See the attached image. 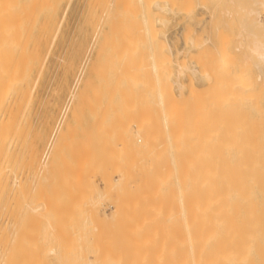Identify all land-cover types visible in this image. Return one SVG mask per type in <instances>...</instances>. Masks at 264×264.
Masks as SVG:
<instances>
[{
	"label": "rangeland",
	"instance_id": "obj_1",
	"mask_svg": "<svg viewBox=\"0 0 264 264\" xmlns=\"http://www.w3.org/2000/svg\"><path fill=\"white\" fill-rule=\"evenodd\" d=\"M8 1L13 2L14 4L12 3V5H11L10 4L11 2H10L9 5L7 6ZM95 1H97V2H95ZM100 1H103V2H100ZM231 1L230 0L229 1L228 0H224L223 4L225 3V6L222 4L219 9H215L214 8L215 7L214 2H209L207 0H202V1L201 0H192L191 1V5L189 3V5L191 7L187 4L188 7L185 6L184 9L182 8V10H180L179 13H177L175 15L169 14V15H164L165 17L162 16V19L164 18L163 20L166 19V21H165V23H163V25L161 23V21H162L161 19L157 21L156 18H153L154 20L153 19H152L153 21L151 20L152 21L151 23L153 24L152 27L155 28V30L157 29L156 30L157 32L153 28L152 29L154 30V32H156L159 35V37H158V35H156V33H155V35L162 41V43L164 44V47L167 45L166 51L164 52V57L174 61L177 64H180V63H181V65L184 64L182 66H184V68L187 69L184 72H180V71H178V69L175 66H171L172 76H171V78L168 81V84H169L168 87L171 86L169 88V90H170L169 92H170L171 97L174 98L175 100L183 101L184 98L187 97V94H189L188 92H190V94L194 93V95L191 94L192 95L191 99L194 100L195 96L197 95V99L200 100V102L201 101L205 102L206 101V96H204V95L207 92H211L210 90H212V91L214 90L212 92V95L217 94V90L211 89L212 87H210V86H213V88L215 86L216 87L218 86V88H219V86L221 87V85H222V84H220L221 81L219 80V83H217V81H216L218 79V76H217V78H215L216 75H214L212 77L213 83H212V79H211V82L209 83L208 81H210V80H208L207 79V75H204V73H203L205 71L208 72V70L210 69L209 68L210 65H212L211 64V59L213 57L212 55L217 53V52L212 50V49L207 48L206 45L202 46L200 49L194 50V49L191 48L190 45L187 46V44H188L189 41H192L194 43L195 42L198 43L199 40L201 39V37L203 36V34H205L207 31H209L212 28V26L214 24L213 22H211L212 16H214V19H215V21H217V24H219V25H221V27L225 28V29L223 28L224 31L227 30V31H225V33L228 36L230 35L229 38L231 37L232 39H236L235 37L238 36L239 34H241V32H240V24H241V22L240 23L239 22L236 23V21H233V22L229 23L230 20L228 18L224 19L222 14H224L225 12H230L231 14L233 13V15H234L237 12V10H236V12H234V10L238 9V7H242L244 4L240 3V4H242V6H240L239 2L234 0V1L238 2V4L236 3L238 5V7H237L235 2L234 1L231 2ZM30 2L32 4H30ZM125 2H126L127 6L131 5L130 7L135 6V3L137 4L136 0H129V1L128 0H125V1L124 0H94V1L93 0H56V1L55 0L54 1L53 0H49L48 1V4L50 3L49 5L46 4L47 3L46 0H33V1L32 0H15V2H14V0H2V1L0 0V4H1L0 5V10H1V8H3V10H1L2 12L8 11L7 14H6V12L5 13H1V11H0V21H1V23H5V25L0 23V25H3V27L1 26L2 28L7 26L6 22L8 24L12 20V22H19V23L21 22L22 24H25L24 27L29 29L33 36H39L40 35V36L44 37V43L42 45L41 75H40L39 84H38V87H37V90H36V94H37L39 99L37 98L38 100L37 99L34 100L36 102L32 101V103H30V105H29V109L30 110L28 109V113H26V122L29 120V123L27 122L26 124H28L30 126L29 129H28L29 135H27V139L29 138L28 141L30 139L33 140V141L30 140L31 143H32L31 145H30V141L28 142L29 145L31 146V147L28 146V149L30 147V149H31L30 152L33 153L35 151L33 146L36 145L35 147L38 149L37 152L39 153V155L37 154V157L39 158V160L41 159L40 161H41L42 164H40L39 168H33V167H35L32 164L33 162L30 163V165H31V170H32L31 172L33 173V176H36L39 179V181H38L39 185H38V188L36 190L38 192L40 191L39 193L41 194V197L43 199V203L46 202L45 205L43 204L44 208H47V207L49 208V206L51 204L52 205L54 204V209H51L52 211L51 210L49 211V215L51 217H53L56 221L58 220L57 221L58 227L55 228L56 231L58 230L57 232H55L56 235L58 237H60L59 235H62V236L63 235H65V236L69 235V236H66L67 239H66V242L64 243V245L60 244L59 242H57V240L55 241V239H54L55 242L54 241L53 242L54 243L57 242V244H54V246H59V244H60V245L63 246V249H61V250L65 251L66 248L68 247L67 249H70V254H71V251L73 252L70 256L67 254L68 258H65L64 260H62L63 256L61 255L62 257L60 259H61L62 262L59 261L60 259L56 260V257L58 259V257H60V254H59V256H49L48 253H47L48 252L47 250H49L51 247H53V245H52L53 243L49 244L52 241L51 242L50 241H46L44 239V236H43L42 237L43 240H41L42 239L41 238V239H39L41 242L40 241L37 242L38 239H36V238H40L44 234V232L42 234V232H41L42 230H40L41 233L38 230L42 225L39 224V222H38V224L40 226L39 227L36 226L38 224L35 223V218H34L35 215L34 216L33 215L30 216L29 213H27V215H26L27 216L26 217V223H25L26 227L23 225L25 227V229L19 227L18 229H16V231H14L15 229L12 230V234L13 235H14L15 232L18 231V235L20 234L19 235L20 237H21V234L25 235L23 237H25V239H26V241L24 239V243H25L24 244V248H26V249H23L22 248L23 246L20 247V246L17 245L20 242L18 240L22 239V237L17 240V242H18V243L16 242L17 244L14 242L15 243L13 245L14 251L19 253V255H20L19 256L17 254V257H20L19 259L15 258L16 255L14 256V258H15V260H14L15 262L14 263L15 264H18V263L21 264L20 261L23 262L22 260L25 261V263H22V264H29V263L30 264H41V263H44V264H58V261L60 262V264H83L82 261L87 263V264H100V260L102 259L104 253L108 254L107 257H106V260H105L107 262V264H150L153 261H155L156 259L159 260V258H161L162 260H164L166 257H169V256H166V255L170 252V249L174 247L171 244H169L168 242L166 243V240L168 241V239H169L168 238L169 236H167V234L168 235L170 234L169 232L171 230L169 228L174 226L173 224H175L174 221L176 220V217L174 215L177 212V210L179 212L180 211L182 212L184 210V208H182V205L180 204L181 203V199L183 198V195L187 196L186 198H187V200H189V193H185L183 191H186L187 188L189 187L188 184L186 185V182L188 181V178H189L190 174L188 176V174L186 172L184 174V177H182V179L180 178V182H181L180 183V187L185 185V188L181 187L180 192H178V190L176 189L177 187L175 186V180H174L173 174L169 175L167 170L165 169L167 167L166 164L167 163H171V162H169L171 160V159H169L171 150H173L176 147V143H174V141L176 142V140H175L176 138H173L174 137L173 134H175V131L173 130V128H172V130L170 129L171 128V124H169L170 125V126H168L169 128L168 127L164 128V129L162 128V130L164 132L161 133V130H159L160 133H161V134H159V132L157 130L158 126L156 125L157 122H158L157 121L158 119L157 120L155 119V117L157 118V115H156L157 113L153 112L152 113L153 116H152V114H150L151 112L149 111V108H150V105H151L150 103H152V100H153V98L155 96V94H154L155 89L153 90V88L155 87V86H153L154 82L151 85L152 79L149 78V77H146L143 72H140V74L136 75L135 77H137V78L132 76V78L134 79V81H133L132 78L130 79V78L127 77V71L125 72V70H126L125 68H127V70H128L129 69L128 67H130V65H132V67H133V64H132L131 61H130L131 63H129L130 65L127 64L129 62L128 58H130L127 55V53H129V55L132 53L133 56L137 53V55H135L136 57L141 56L139 58H136V59H139V61H137V63L134 62V66L135 67L138 65L137 68H141L143 66V62L144 63L147 62L148 65L150 64L149 52H148L147 49H144V48H146L144 44L147 43V42L145 41V38L143 37V34H142V37L139 34L142 31L138 27H140V26L143 27V26L140 25L141 24V22H140L141 20H140V16H139L140 14L138 12V9L135 7V9H136V11H135L134 7H132L133 9L131 10V8H128L125 5ZM230 2L232 4H230ZM113 3H114V5H113ZM118 3H119V5H117ZM4 4H6V5H4ZM34 4H35V6H34ZM104 4H105V6H104ZM120 4L124 5V9L121 8L122 10H120V6H122ZM229 4L233 5V7L235 5L236 8L235 9L233 8V10L230 11ZM2 5H4V6L2 7ZM31 5L34 8H32ZM37 5H38V8H36ZM53 5H54V7L52 9ZM202 6H203V8H202ZM114 7L115 8L118 7V8L115 9ZM258 7L259 6H253V8L259 12V21H261L262 22L261 24L264 25V15H263L264 13L260 14L261 11L264 12L263 11L264 7L263 8L260 7L261 10ZM8 8H9L10 11L8 10ZM87 8H89V9H87ZM108 8H109V10H108ZM231 9H232V6H231ZM119 11H121V12L118 13ZM13 12H16L17 15L15 16V13H13ZM124 12H125V15H124ZM133 12L135 13V16H134ZM114 13H118L117 17H119L120 19L116 18L115 21L111 20L112 17L114 18V17H116L115 15H117V14H114ZM4 14H5V16H4ZM24 14H26V15H24ZM101 14H102V16H101ZM113 14H114V16H113ZM119 14L122 15V16H120ZM131 14H133V15H131ZM10 15L12 16V18H11ZM2 16H4V17L2 18ZM30 16H32V18ZM107 16H110V17H107ZM124 16H126L128 18H126ZM5 17H7V20H6ZM17 17H19V18L17 19ZM101 17L104 20H102ZM252 17H254V16H252ZM10 18H11V20H9ZM124 18H125V21H124ZM250 18H248V19H250ZM133 19H134V21H133ZM237 19H238V17H237ZM118 20H119V22H117ZM208 20H209V22H208ZM101 21H102V25H101ZM132 21H133V23L134 22L135 23L136 22L140 23V24H138L140 26H137V27L134 28V26H136V25L131 23ZM124 22H125V24H124ZM156 22L160 23L161 25L160 24H156ZM250 22H251V20H250ZM250 22L247 21L243 25H245V27H249V29L251 28V26L253 27V25H254L255 26V28L253 27V29H255L254 33H253L254 35H252V36L248 35V37H250V39L247 38L245 33H243L244 35L243 34L241 35L242 37H240V35H239L240 39L242 38L243 41L245 40L244 36H246V38L248 40H246L247 42L244 41V43H242L241 47H242L243 52L240 51V52H242L241 53L242 55L240 56L241 59H239V61L237 63L235 62L232 65L231 68L233 69L234 72H238L237 67L239 68V67H241V66H243L245 64V67L243 66V69L245 70L246 73H248L246 77H248L249 79L246 78V80L249 81L248 82L249 84H247L246 81H244V83L246 85H244V83L238 82V85L240 83L241 86H244V87H241V89L238 88L236 90H238V92H239V89H240V91L242 90V92H239L241 94L244 91L245 92L248 91L249 92L248 94H254L255 93V96L257 95L258 98L254 97V95H250V97L253 96V99L252 98L250 99V97H249V99L252 100V102H254L253 104L251 103V105H252V107H251L249 99L247 100L248 97L246 98V96H247L246 94L247 93L244 94V96L242 95L243 97L237 95L238 96L237 98H239L241 101H239V99L234 97V98H236V101H234V99H233V101H234V102L232 101L233 104L235 102L237 104H239V102H240L241 107L240 106H238L239 108L234 107V106L232 107L233 104L231 103L232 104L231 105V110L232 109L234 110V115L231 116L230 113L232 111L230 112V110H229L230 106H229L228 107L229 109L226 112L229 111L230 115H228L229 117L228 116H224L225 119L227 118L226 120H228V121L224 120L225 123H223L222 118H221L223 113L220 114L222 112V109L220 111V108L218 107L219 106L218 103L220 102V99L217 98L216 95H215V99L216 98H217V100L219 99V102H215L214 96H213V101L211 99H210L211 101L207 99L209 102H215L214 103L215 106L212 103H208L207 102L208 104H210V106H212V108L215 109L216 107H218L219 110L215 111L216 114L212 113L211 114L212 117L208 116L209 118H206V117L204 118L205 121L203 120V123H205V125L204 124L202 125L204 128L200 127V128H203V129H201V131L198 130L201 133H199L197 131L200 136L196 132L195 136L194 135H190V136L187 135V137H186L187 140L190 138L188 140V143L186 142L187 140L185 141L187 145L185 144V142L183 144H182V142L178 143L179 146H180V144H182L181 146H182V148H184L183 152L186 149L187 150L186 151L187 154L190 152V154L194 155L193 158H192L193 160L196 158L195 155L199 156L201 154V156H203V157H206V156L210 157L212 155L211 154V152H212L214 156L212 155L211 159H213V160L211 161L212 163L210 162L212 164V167L211 166L210 167L213 169L211 175L214 173V171H216L219 168L218 167L219 166L218 163L220 164V163L223 162V161H219V160H220V158H221V160H223L224 157L222 158V156H224V155L221 156V154H223V153L225 154L226 153V151H224V150H227L226 147L232 148V146L224 147V145H223L227 141H230V139H229L230 137H232L233 140H235V137H237V138L234 141V143H236V144H233L232 141H231L232 144H229V145H234V147L239 146V145H241V146L244 145L245 148L246 147L249 148V146L251 145V148H249L250 151L251 150L256 151V149H257V151L258 150H260V151L263 150L264 151V142H261V140H264V97H263L264 96V83H263V79H262V77L264 76V64H262L258 59H256L255 56H253V54L250 51L248 53V50H249V47L251 46V43L254 44L257 40H259V41H257V43H259L260 41L261 42L264 41V38H263L264 37V33H263L264 32V28H263V26L261 24H259L260 25L259 26L260 28H259L258 26L256 27L255 24H251ZM116 24L118 25V27H120V25H122V27H120L121 29L119 28L121 31H122V28H123V31H125L126 28H129L133 24L132 28L130 27L131 33H133V35L127 29L126 30H127L128 35L130 33V35H132V36H129V37L127 35L125 36L124 34H126V33L123 34V31L122 32L117 31L120 34L122 33V35L118 34V36L124 37L123 41H122L121 37H117L116 30L118 28L115 29V27L117 26ZM129 24H131V25L129 26ZM124 26L126 28H124ZM229 26H231V27H229ZM158 29H159V31H158ZM133 30H134L135 33L132 32ZM135 30L136 31L140 30V32L138 31V33H137ZM112 31H114V32H112ZM257 32H258V34H257ZM105 33H106V36H105L106 40L104 39L105 37H103V35H105ZM110 35H112L111 37H113V39L110 37ZM92 36H94V38ZM134 36H135V39H133ZM254 36L257 37V38H255L256 41L254 39ZM138 37H140L142 39H140V38L138 39ZM126 38H128L129 40H127ZM130 39L132 40V42H135V43L133 44ZM237 39H238V37H237ZM124 40H127L129 42L127 43ZM141 40H144V41L141 42ZM107 41H109V42H107ZM250 41H251V43H250ZM252 41H254V42H252ZM103 42H104V45H103ZM105 42H107V43L105 44ZM124 42L127 43V44H124ZM98 43H100L101 46H99ZM110 43L113 46H111ZM115 43H118V44L121 43V44L117 45V48H116L115 47L116 46ZM129 43H130V47L131 46L132 47L131 48H128V47L125 48V45L129 46ZM92 44H93V46H92ZM89 45H90L91 48H88ZM246 45H247V48H246ZM139 46H140V50L139 51H140L141 55L140 54L138 55V52H134V51L138 50ZM98 47H100V48H98ZM113 48H116V49H114L115 51L113 50ZM128 49H130V52H129ZM131 49H132V51H131ZM143 49L146 50V52H144ZM208 49H209V51H208ZM46 50H47V52H46ZM99 50H101V52ZM116 50H117V52H116ZM168 50L170 51L169 53H168ZM178 50H180L181 53H178ZM110 51L113 54H111ZM125 52H127L125 56L128 57L127 58L128 61H126L127 66L124 65L125 64L124 63L125 62L124 58L126 59V57H124ZM141 52L142 53L144 52L145 56L142 55ZM96 53H97V55H96ZM118 54L121 57H119ZM43 55H44V57H43ZM105 55H106L107 58L105 57ZM142 56H144L145 58L142 57ZM104 57H105V59H104ZM188 57H190V59ZM117 59H118L119 62L121 61V63L124 61L122 65L125 68H122V74H120L121 72L118 71L119 70V66L121 65V63L118 66V64L116 62ZM131 59L132 58H130V60ZM205 59H207V60H205ZM104 60H106V61H104ZM146 60H148V61H146ZM105 62L109 66V69L106 67V63ZM200 62H202V63L200 64ZM240 62H241V64H239ZM245 62H247V63H245ZM80 65H81V67H80ZM122 65L120 66V68L123 67ZM146 65H145V67H146ZM206 65L208 66L207 68H206ZM102 66H104V67H102ZM111 66H112V68H111ZM258 66L260 68H258ZM99 68H101V69H99ZM114 68H115V70H114ZM190 69H192V70L194 69V70H196L199 73V74L196 75L197 76L196 78L191 75V73H190L191 70ZM199 69H202V70H199ZM99 70H103L104 72L101 73L102 71L99 72ZM109 70L110 71L113 70L115 72H110ZM99 73L102 74V75H100ZM117 73H118V76H117ZM141 73H143L144 75L141 74ZM96 74L98 75L99 79L97 78ZM113 74H115V75H113ZM252 74H254V75H252ZM259 74H261L260 75L261 76L260 79H259V77H260ZM99 76L100 77L102 76V77L100 78ZM252 77H253V79H252ZM116 78L119 81H114V80H117ZM141 78H142V80H141ZM149 79H151V81ZM255 79H256V81H255ZM257 79H259V80H257ZM104 80H106V81H104ZM126 80H127V82H126ZM143 80H145V84L142 83V82H144ZM148 80L150 81L149 82L150 83L149 86H147L149 84ZM84 81H86V83ZM215 81H216V84L214 85ZM101 82L103 83L104 86L101 84ZM104 82H106V83H104ZM113 82H115V83L113 84ZM116 82H118V83H116ZM97 84H99V85H97ZM253 84H254V86H253ZM247 85H248V87H246ZM85 86H87L88 90H87V88ZM97 86H99V88H97ZM125 86H129V87L126 88L127 91L125 90ZM141 86H144L145 93H144V90H142V92L140 93V89L139 88H141V89L143 88ZM145 86H146L147 90L145 89ZM151 86L153 88H151ZM207 86H209V89H208ZM252 86H253V88H252ZM94 87L97 88L98 90L94 89ZM104 87L107 90H105ZM130 88H132V90ZM134 88L137 89L138 91L136 90L137 92H135ZM189 88H192L193 92L191 90H189ZM205 88L208 89L206 92H205V90H206ZM246 88H247V90H246ZM262 88H263V90H262ZM110 89H113V91L112 90L110 91ZM119 89H121V90H123V92H127V93L122 94V91L121 90L119 91ZM128 90H131L130 91L131 93ZM151 90H152V92H151ZM80 91H82V92H80ZM83 91H85V92H83ZM93 91H94V93L97 94V96H96V94L93 95L94 94ZM202 91H203L204 95H203V93H201ZM215 91H216V93H215ZM218 91H220V90L218 89ZM251 91H253V93ZM78 92H80L81 96L79 95ZM132 92H134V93H132ZM82 93H84V94H82ZM85 94H87V95H85ZM126 94L127 95L131 94L130 98ZM82 95H84L83 97H86L87 101H86L85 98H82ZM218 95H220V92H219ZM77 97H79V98H77ZM107 97H109V98H107ZM131 97H133V98H131ZM141 97H142V99H141ZM149 97H150V99H149ZM192 97H194V98H192ZM240 97L241 98L245 97L246 100L241 99ZM119 98H121V99H119ZM125 98H126V100H125ZM203 98H204L205 101L203 100ZM96 99L99 100V101H97ZM143 99H144V101H145V99H149L148 101L146 100L148 102V103H146V105H145ZM254 99L256 100V103H255ZM105 100H106V102H105ZM115 100H116V102H115ZM141 100L143 101V103H139ZM92 101H94V102H92ZM117 101H119V102L122 101L121 102L122 105H120V103H118ZM97 102H98V104H97ZM241 102H243V103H241ZM31 104H32V107H31ZM48 104H49V106H48ZM148 104H150V105H149V108H146V110H147L146 111L144 106H147ZM80 105H81V107H80ZM114 105H115V107H114ZM119 105L122 106L124 109L122 107H120ZM138 105H140V106L142 105V106L141 107L139 106V108H136L135 106H138ZM201 105H204V104L201 102ZM256 105H257V107H255ZM111 106H112V108H111ZM128 106H129L130 109L128 108ZM204 106H207V105L205 104ZM76 107L80 110V112L78 111V109ZM186 107L188 109V106H186ZM244 107H245V109H244ZM32 108H34V109L32 110ZM234 108H236V109H234ZM140 109H142V110L140 111ZM239 109H240V112L238 111ZM37 110H38V112H37ZM104 110H105V112H104ZM144 110H145V114L143 113ZM235 110L238 113H235L236 112ZM129 111H130V113H129ZM218 111H220V112H218ZM31 112H32V115H31ZM146 112L148 114H150V115H148ZM240 113L242 114L241 116L240 115H236V114H240ZM245 113H247V114H245ZM215 115H218V116H216L217 118H219V116H221L220 117L221 121H220V118L219 119H214ZM260 115H262V116H260ZM126 116H128V117H126ZM114 117H115V119H113ZM137 117H138V119H137ZM230 117H232L233 119L230 118ZM242 117L245 120L244 121V126L242 124L243 123ZM211 118H213L214 121ZM153 119L155 120V122H154ZM253 119H255V120H253ZM135 120H136V123H135ZM207 120H209L211 122H215V125H214V123L212 124L211 122L206 123ZM217 120H219V123H218ZM259 120H261V121H259ZM229 121H230V123H228ZM233 121H235L236 123L235 122L233 123ZM109 122H112V123H109ZM245 122H247V124ZM99 123H100V125H99ZM105 123L106 124L108 123V124L106 125ZM256 123H258V124H256ZM134 124L139 125V127L135 126ZM206 124H209V125H206ZM219 124H221V125H219ZM223 124L226 125V126L222 127ZM227 124H228V126H227ZM236 124L238 125L237 127H236ZM93 125H94V128H93ZM145 125L147 127V130H146V127H144ZM154 125H155V128H153ZM190 125L191 124H189V126ZM251 125H253V126H251ZM260 125H262V127ZM65 126H67V127H65ZM103 126H106L107 128H108V126H111V127L106 129V128H103ZM231 126H232V128H231ZM239 126L240 127L242 126V128H240ZM246 126H247V129H244V128H246ZM254 126L256 127V129L254 128ZM68 127L69 128L73 127V128L69 129ZM127 127H128V130H127ZM197 127H195L196 130L199 129ZM258 127H259V129L256 132L258 134H256L254 131L257 130ZM74 128H75V131L73 130ZM138 128L141 129L140 131H143L142 129H144V128L145 129L140 134L139 133L140 131H139ZM148 128H150V130H148ZM151 128L153 129V131H152ZM191 128H192V126H191ZM228 128H229V130H228ZM250 128H251V130H250ZM37 129H38V131H37ZM221 129H223V131ZM231 129H233L234 132L237 130L238 133L235 132V134H234L233 130L231 132ZM241 129H244L243 131L245 132V134L243 136H241L242 137L241 140L243 139L242 142H244V143H241L240 142L241 140L239 139L240 138L239 133L243 132V131L239 132ZM252 129H253V132L255 134L254 133L253 134L250 133V132H252ZM175 130H177V129H175ZM194 130H192V132ZM208 130H209L210 133L213 131L212 132L213 135L210 136V133L209 132L207 133ZM79 131H81V132H79ZM169 131H171V132H169ZM205 131H206V134H204ZM92 132H94V133L91 134ZM95 132H96V134H95ZM98 132H100V133L98 134ZM136 132H138L140 135H136ZM179 132H180V130L176 131V133H179ZM222 132H223V134L227 132L226 133V134H228L227 136L230 135L228 140H227V137L223 136ZM142 133H144V135L146 133L147 134L149 133V134L153 135L152 133H154V136L158 135L159 137L158 136H156V137L159 138V139H161L160 136L162 135L161 137H163L164 139L162 138L161 140H163L164 144H167V145H163V147L165 146L164 151L166 150V154H167L166 156L167 157L164 155V153H163V155L165 156V158H167V161H166L165 158H163L164 157L163 155L160 158L161 160L165 159V161H166V162L164 161V164L166 163L165 164L166 165L165 168H164L165 165L162 166L163 169L159 168L158 166H155V165H158L156 163L161 162V160L160 161L158 160V162H156L157 159L156 158L154 159V157L151 158V160L149 159V161H150V163L152 165V168L154 166V168L158 167L159 169L162 170V172H161V171H158L159 169H157V168L156 169H154V168L152 169L151 168L152 173L157 175L155 177L156 178L157 177L160 178L161 179L160 181H162L163 184L160 181H158L159 180L158 178H157L158 180L153 178L154 176H153L152 173H151L152 177L149 174V176H150L149 178H147L148 177L147 175L144 176V178H142L143 176L139 177L136 173H133V172L125 170L124 173L128 172V173H126V176H125L126 177L125 179H127L126 181L128 182V184L126 183V186H123L124 189L122 188L119 191H115V192L111 191L110 193H107L108 192V188H100L101 187V184H100L101 181L100 180L102 178L107 179L106 177H108V176L111 177L112 175H114L113 173L111 174V171H112L111 169L115 170L119 166V162L123 163L124 160L126 161L128 158H130L129 161L128 160L126 161V163L128 164L129 162H132L133 160H136L135 157H126L124 154H123V158H124L123 159L122 156H121L122 154L119 155V153H120L119 152L120 151V147H119L120 143L123 142L122 140L126 139L127 136L128 137L130 136V138L131 137L142 138L144 136ZM185 133H187V132L185 131ZM202 133L204 135H206V136L203 137L204 135H202ZM33 134H34V136H33ZM87 134H89V135H87ZM94 134L96 136H94ZM113 134H114L115 137L113 136ZM187 134H189V133H187ZM196 134L198 135V137H196L197 136ZM100 135H103L102 139H100L101 138ZM177 135H178V137H180L181 136V132L179 134H176V136ZM219 135H221V136H219ZM231 135H233V136H231ZM240 135H242V134H240ZM145 136H147V135H145ZM245 136H246V138L248 137V140L250 138H252V139L254 138V139L253 140L250 139L252 141H246ZM249 136H252V137H249ZM89 137H90V139H89ZM178 137H177V139H179ZM184 137H185V134H184ZM195 137L197 138L196 143L199 141V143H197L198 145L196 144L197 146L202 145L204 148H207V149L209 148L208 150L211 151V152L209 151L210 152L209 155L206 154V152L208 153V151L206 149L201 147L203 149H201V151H200V149L193 144L195 142V140H196ZM206 137L208 138V142L212 141V143H207V142H204L205 140L204 141L200 140V138L207 140ZM209 137L212 138V139H209ZM219 137H222L223 140H221V138H219ZM166 138H167L168 141L166 140ZM193 138H194V140H193ZM218 138H219V140H217ZM91 139L93 140L94 143L91 141ZM96 139H97V141L99 143L96 141ZM98 139L103 140L105 144L103 145V142H101ZM224 139L226 140V142L224 141ZM116 140H118V141H116ZM192 140H193V143H192L193 146L190 148L188 146V144L191 146L190 142ZM213 140H214V142H215V140H217L216 141L217 143H218V141H219V143L222 141V144L221 143L220 144L222 145L221 148L222 149L224 148V149L221 150V151L217 150V151H219L218 153L217 152H213L214 151L213 150L214 146H213L212 149H211V146L207 147V144H209V145L210 144L211 145L214 144ZM237 140L238 141L240 140L239 141L240 143ZM257 140H259L261 144H258V145L255 146L253 141H255V144H256V143H258ZM57 141H59V142H57ZM171 142H172V144H169ZM202 142H204V143L202 144ZM249 142H251V143H249ZM108 143L110 145H108ZM238 143H239V145H237ZM94 144H97V145H94ZM184 144H185V147L187 146V148H190V150L185 148ZM204 144H205L206 147L204 146ZM227 144H228V142H227ZM246 144H248V145L246 146ZM115 145L118 146L119 150H118L117 146L114 147ZM214 145H216V144H214ZM181 146H180V150H182ZM253 146H255V148L256 147L257 148L255 149V148H253ZM193 147H194V150H195L194 152H193V150H191V149H193ZM217 147H219V146H217ZM128 148H130V147L126 144V149L125 150H127ZM247 148L245 150V152H246L245 154H250L249 153L250 151L248 152ZM215 149H216V146H215ZM39 150H40V152H39ZM257 151H256V153H254V152H251V153L253 155L254 154L255 155H257V154L259 155L260 154L259 157L263 158L264 155L262 156V154L264 152H262V151L261 152L260 151L257 152ZM30 152H28V153L31 154ZM186 153L184 152V154H186ZM198 153H199V155H197ZM219 153H220V155H219ZM133 154H135V153H133ZM187 154H186V156H187ZM168 155H169V157H168ZM74 156H76V157H74ZM182 156H183V154H182ZM190 156H192V155H190ZM190 156H187L185 159H182V157L180 158V159H182V160H180L182 162V164L185 163L187 168L192 162H195V161L199 162L196 159L194 161H192V159H190L191 158ZM115 157H116L117 160L114 159ZM63 158H65V159H63ZM111 158H113V159L111 160ZM187 158H188V160L186 162L185 160ZM214 158H215V162H213ZM197 159H198V157H197ZM207 159L208 158H206V160ZM147 160H148V157H147L146 160H142L139 163L141 168H143V165H144V167H147V166L150 165V163L146 162ZM190 160H191V162H190ZM40 161H39V163H40ZM203 161L205 162V159ZM117 162H118V164H117ZM201 162H200V164H201ZM216 162H218V163H216ZM224 162H226V159L224 160ZM109 163H111V164H109ZM126 163L124 162V164H126ZM210 163H209V165H210ZM213 163L214 164L216 163L218 168H216V167L214 168L213 167V165H214ZM230 163H232L231 160H230ZM129 164H131V163H129ZM145 164H146V166H145ZM224 164L225 163H223L222 165H224ZM41 165H42V167H41ZM43 165H45V166H43ZM109 165H110V167H109ZM192 165H194V163ZM202 165H204V166L207 165L208 166V162H207V164L203 163ZM84 166H86V168ZM97 166H98L99 170H98V168H96ZM104 166H106V167L103 168ZM207 166H205V167H207ZM37 169H39V170H37ZM41 169H42V171H41ZM73 169H75V170H73ZM95 169L98 170L97 172L101 171L100 173L103 176L100 173H99V175H100L99 176ZM214 169H216V170H214ZM34 170L35 171L37 170L38 172L39 171L40 172L36 173V172H34ZM107 170L110 171V173L107 172ZM142 170H144V169H142ZM202 170L203 169H201L200 173H203ZM220 170L222 171V169H220ZM185 171H188V170L186 169ZM216 172H218V171H216ZM32 173H31V175H32ZM162 173H163L164 177H163V175H161ZM165 174L167 175V178H165V176H166ZM204 174L206 175V171H204ZM204 174H200V176L204 175ZM158 175H161V177H163V178L159 177ZM216 175L217 174H215V176ZM218 175H221V174H218ZM93 177H94V179H93ZM202 177H199L200 179L197 180L196 183L193 186V188H194V193L193 194H194L195 198L199 199V197H203V198H201L202 201L200 199V204H202L201 202H203V201L208 202V199L205 200L206 198H208L207 197L208 196L207 193L209 194V191L206 189L207 188L206 186H210V185H206V182L210 181L211 187H212L211 188L212 189L211 194L213 193L214 196L216 197V195H215V193H216L215 190L216 189L214 188L216 186L215 185V180L212 179L214 181H211V180H209L211 178H209V179H206V182H205L204 181L205 180L204 179L205 176L203 177V179H202ZM218 177L216 179H218ZM221 177H222V175H221ZM145 178H147V179L145 180ZM32 179H31V176H30V180L32 182L31 181L28 182L29 179L27 180V182L29 183L28 186H27L28 190L26 189V185H25V190H27V192L29 191V189H32V187L34 186L33 184H35L34 183L35 180H32ZM167 179H169V180H167ZM155 180H157L158 182L157 181L155 182ZM217 181L218 180H216V184L218 185L219 183H217ZM27 182H26V184H27ZM182 182L184 184H182ZM156 183H158V184H156ZM210 183H208V184H210ZM130 184H131V186H130ZM95 185L99 186V187H96ZM263 185H264V183H263ZM40 186H41V189L39 188ZM160 186H163V187H160ZM175 191H177V192H175ZM218 191L220 192V189ZM182 193H183V195H182ZM24 195L26 196V193H24ZM27 197H28L27 200H29L30 192L28 193ZM211 197L215 198L213 196H211ZM44 199H45V201H44ZM48 201H50V202L48 203ZM112 203L114 204V206H116V208L112 211L114 213V215L109 216L108 214L112 210V207H111ZM195 203H196V200L193 203H189L188 202V205L186 206L185 211L189 212L190 211V207L189 206H191V205H193ZM198 203H199V201L197 202V204ZM104 206H105V208H104ZM102 211L105 213V215H107L106 217L104 216V214L100 215L101 213H103ZM262 211L264 213V209ZM45 212H46V210H45ZM179 212H177V213L179 214ZM170 214L172 216H170ZM261 214H262V212H261ZM83 217L87 218V219H85V218L84 219H85V221H88V223L90 221V223H89L90 225L86 226L85 229L83 228L89 234V236H87L88 235V234L86 235L87 232L84 231V233L86 235V237L84 236L85 238L83 237L84 233L82 234L80 232L81 229H82V226L81 227L79 226L80 225L79 221L81 222L83 220ZM101 217H103V218H101ZM171 217H172V219H171ZM37 219L39 220L38 217H37ZM170 219L173 220L172 223L170 222ZM179 219L181 220V218H179ZM259 220H261V221H259V224H260V222L264 221V217L261 218V216H259ZM139 221H140V223H137ZM144 223H149V224H144ZM169 223H171V225H168ZM129 224H131L132 227ZM263 224H264V222L262 224H260V225L262 226ZM77 225H78L77 228H79L80 230L78 229L79 230L78 231L76 229V231H78L80 233H78L76 231H72V229L76 228ZM134 225H135V227H134ZM144 225H145V228L143 227ZM146 225L147 226L149 225V230L150 231L148 229L146 230V228H148V227H146ZM178 227H180V224H179ZM257 227L258 228H256V229H260V230L262 229L261 230L262 232L260 230L256 231V235H258L256 237V240L257 239L258 240L257 241L255 240V241H256L257 245L258 244H260V245L262 244V246H263L264 245V226H263V228H261V227L259 228V225ZM42 228L43 227H41V229ZM136 228H137L138 231L140 230L139 228H141L142 230L145 229L146 231H148V233L147 232L146 233L147 234L151 233V235H147V234L142 235L141 233L135 235L136 234L135 232H137L135 230ZM175 228H176V226H174V229L172 231H174ZM22 229L24 231H22ZM130 229H132L133 232ZM153 229H154L155 232L153 231ZM70 230L73 232L72 235H74V234L76 235V233L82 235V239L84 238V240H86V242H85L86 245L84 243H81L82 246H79V248L81 247L82 249H84L85 247H87V249L86 248L84 250H81L79 248H78L79 250L76 249L78 247V245H80V242H79L80 239H78V241L76 243L77 245L75 244L76 240L73 239L74 240V244H73L72 243L73 242L72 239L69 238V237H71L70 236L71 234H69ZM126 231H128V233L130 232V235L129 234H125V233H127ZM172 231H171L172 234H170L171 235L170 237H172V235H173ZM24 232H25V234H24ZM62 232H64V233H62ZM82 232H83V230H82ZM156 232H157V234H156ZM158 233H160V234H158ZM39 234H41V235H39ZM161 234H162V236H160ZM153 235L155 236L154 239H157V240L153 239V237H154ZM65 236L63 237V239L62 238L61 239L65 240ZM74 236H72V237H74ZM77 236L78 235H76V237ZM133 236L137 237V238H134ZM138 236H140V237H138ZM79 237L81 238V236H79ZM148 238H149V241H148ZM164 238H165V240H164ZM124 239H125V242H124ZM128 239H129V241H128ZM58 240H59V238H58ZM84 240H81V242H83ZM143 240L144 241L147 240V241L144 242ZM170 240H172V238ZM22 241H23V239H22ZM43 241H46V243L43 242ZM59 241L63 243V241H61V240H59ZM132 242H133L134 246H133V244H131ZM172 242H173V240H172ZM159 244H161V245H159ZM165 244H166V247L164 248L163 246H165ZM168 244L171 245V247L169 246L170 248H168ZM20 245H23V244H20ZM141 245H142V247H141ZM152 245H155V247L153 246L154 250L157 248L156 252H154L153 248L151 247ZM260 245H258V248H259ZM65 246H67V247H65ZM146 246H148V247L150 246L151 248L150 247L148 248ZM262 246H260V248ZM18 247H20V249ZM31 247L32 248L34 247L35 249L33 248V250H32ZM40 247H42V248H40ZM121 247H122V249H121ZM15 248L18 249V250H21L22 252L25 250L23 253L21 252L23 257L21 256L20 251H18V250L16 251ZM26 250H28V251H26ZM61 250H60L59 253H61ZM80 250H81V252L77 253V251H80ZM147 250H149V251L147 252ZM263 250H264V247L259 249L258 253H257V258H258V256H260V258H258L259 260L256 259V261L259 264H264V251ZM31 251H33V252L37 251V252H34L35 254H38L37 257H34L36 255H34L33 252L31 253ZM66 251H65V253H66ZM166 251H168V252H166ZM25 252H26V254H24ZM143 252L145 254H143ZM157 252H160V253H157ZM161 252H163V253H161ZM67 253H69V251H67ZM75 253H77V255ZM135 253H136V255H135ZM78 254L82 255V258L79 259ZM159 254H160V256H159ZM157 256H158V258H157ZM65 257H67V256H65ZM152 257L154 258L153 261H152ZM38 261H39V263H38ZM164 261L166 262V261H168V259H165Z\"/></svg>",
	"mask_w": 264,
	"mask_h": 264
},
{
	"label": "bare ground",
	"instance_id": "obj_2",
	"mask_svg": "<svg viewBox=\"0 0 264 264\" xmlns=\"http://www.w3.org/2000/svg\"><path fill=\"white\" fill-rule=\"evenodd\" d=\"M2 1V0H1ZM33 1V0H32ZM47 1V3L46 4H48V1L49 0H46ZM54 1V0H53ZM56 1V0H55ZM94 1V0H93ZM125 1V0H124ZM129 1V0H128ZM191 1L192 0H136V2H137V4L135 3V6H132V7H134V10L136 11V9H135V7L138 9V12H139V16H140V22H141V24L140 23H133V21H134V19H133V21L131 22V23H133V24H135L136 26H134V28L135 27H137V26H140V25H142L143 27H138L142 32L141 33H139L140 34V36L142 37V34H143V37L145 38V41L147 42V43H145L144 45H145V47L146 48H144V49H147L148 50V52H149V55H150V64L148 65V63L147 62H143V66L141 67V68H137L138 67V65L135 67L134 66V62H136L137 63V61H139V59H136V58H139V57H141V56H139V57H136L135 55H137V53L133 56L132 55V53L129 55V53H127V52H125V54H124V57H126V59L124 58V65H126L127 66V64L128 65H130L129 63H131L132 62V64H133V67H132V65H130V67H128L129 69L127 70V68H125L122 64H123V62L121 63V61L119 62L118 61V59H117V64H118V66H119V64L121 63V65L123 66V67H121L120 68V66H119V70L118 71H120L121 73L120 74H122V68H125L126 70H125V72L127 71V77L128 78H132V76H136V75H138V74H140V72H143L144 74H145V76L146 77H149V78H151L152 79V81H151V79H149L150 81H151V85L153 84V82H154V84H153V86H155L154 88L151 86V88H153V90L155 89V92H154V94H155V96H154V98H153V100H152V103H150V104H148L147 106H144V108H145V110H146V108H149V105H150V108H149V111L151 112L150 114H152L153 112H156L157 114V118L155 117V119L159 122H157V130H158V132H159V134H161V133H163L164 131L162 130V128L164 129V128H167L168 126H170L169 124H171V130H172V128H173V130L175 131V134H173L174 135V137L173 138H176L175 140H176V142L174 141V143H176V147L173 149V150H171V153H170V158L169 159H171L169 162H171V163H165L166 165H167V167H166V165L164 164V161H165V159H166V161H167V158H165V156L167 155L166 154V150L164 151V148H165V146L163 147V145H167V144H164V142H163V140H161L163 137H161L160 136V138L161 139H159V138H157L156 136H158V135H156V136H154V133H152L153 135H151V134H145V135H147V136H145L144 135V133L146 132H144V133H142L144 136L142 137V138H138V137H131L130 138V136L128 137H126V139H124V140H122L123 142H119L120 143V145H119V147H120V153H119V155H121L122 156V158H123V154L126 156V157H135L136 158V160H133L132 162H129V163H131V164H127L126 163V161L128 160L129 161V159L130 158H128L126 161L124 160V162L126 163V164H124V162L123 163H121V162H119V166L115 169V170H113V169H111L112 171H111V174L113 173L114 175H112L111 177H106L107 179H105V178H102L100 181V184H101V187L100 188H108V192L107 193H110L111 191H113V192H115V191H119L120 189H122L123 188V186H126V183L128 184V182L126 181L127 179H125L126 177V173H128V172H126V173H124L125 172V170H127V171H130V172H133V173H136L139 177L141 176H143L142 178H144V176H148L147 178H149L150 176H149V174L151 175V177H152V174H153V178H155V179H157L155 176H157V175H155L154 173H152V170H151V168H152V165H151V163H150V161H149V159L151 160V158H153L154 157V159L156 158L157 159V161L156 162H158V160L160 161L161 159V156L163 155V153H164V157L163 158H165V159H162L161 160V162H159V163H156V164H158V165H155V166H158L159 168H161V169H163L162 168V166H164V168L167 170V172H168V174L170 175V174H173V176H174V180H175V186L177 187L176 189L178 190V192H180V189H181V187H183V188H185V185L184 186H181L180 187V178L182 179V177H184V174L187 172V174H188V176H189V174H190V176H189V178H188V183L186 182V185L188 184V188H187V190L186 191H183V192H185V193H189V200H187V196H185V195H183V193H182V195H183V198L181 199V205H182V208H184V210L180 213L178 210H177V212H179V214L176 212L175 213V217H176V220L174 221V223L175 224H173L174 226H176V228H175V230L174 231H172L173 229H174V226H172V227H170L169 229L173 232V235H172V237H170L171 235L170 234H172L171 233V231L169 232L170 234L168 235L167 234V236H169L168 238V241L166 240V243L168 242L169 244H171L172 246H174L173 248H171L170 249V254L168 253L166 256H169V257H166L165 259H168V261H164V260H162L161 258H159V260L158 259H156L155 261H153L154 260V258L152 257V263H150V264H259L257 261H256V259L257 260H259L258 258H260V256H258V258H257V253H258V250L259 249H261L262 247H264V245L262 246V244L260 245V244H258V245H260V246H262L261 248H260V246H259V248H258V245L256 244V241L258 240H256V237L258 236V235H256V231H259L260 229H256V228H258L257 226L259 225V228L261 227V228H263V226H264V224L261 226L260 224H262L264 221H262V222H260V224H259V221H261V220H259V216H261V218H263L264 216V213H263V209H264V185H263V183H264V157L262 158H260L259 157V155L257 154V155H253L251 152H254V153H256V151H257V147L255 148V146L256 145H258V144H261L260 143V141L259 140H257V142L258 143H256L255 144V141H253V143H254V145L255 146H253V148H255L256 149V151H253V150H251L250 151V149L249 148H251V145L249 146V148H247V150H248V152L250 153V154H245L246 152H245V150H246V148H245V146L243 145V146H241V145H239V143L241 142V143H244V142H242L243 141V139L241 140V136H243L244 134H245V132L243 131L244 129H247V126H246V128H244V129H241L239 132H241V131H243L242 133H239V136H240V142L237 144V145H239V146H236V147H234V145H229V144H236V143H234V141L236 140V138L237 137H235V140H233V138L232 137H230L229 138V136H227L228 134H226V133H224L223 134V132H222V134H223V136H225V137H227V140H228V138L230 139V141H227L228 142V144H227V142H226V138L224 139V141L226 142H224L225 144H223L224 145V147H226V146H232V148H228V147H226L227 148V150H224V151H226V155L223 153V154H221V156L222 155H224V156H222V158L224 157L225 159H226V162L228 163H226V162H224V158H223V160H221V158H220V160L219 161H223L222 163H220L221 165L223 164V163H225L224 165H220L218 162H216V163H218V167H217V165H216V163L213 165V167L215 168H218L217 170L216 169H214V170H216V171H218V172H216V171H214V173L215 174H217L216 176L218 177V179H216L217 177L215 176V174L213 173L212 175H211V173H212V160L213 159H211L212 158V155H213V153L210 151V150H208L207 148H204L202 145H200V146H197L198 144L197 143H199V141L196 143V141H197V138L196 137H198V135H199V133H201L200 131H201V129H203L204 127L202 126L203 124L205 125V123H203V120H204V118L206 117V118H209L208 116H210V117H212L211 116V114L212 113H214V114H216L215 113V111H217V110H219V108H220V111H221V109H222V112L220 113V114H222V117L221 116H219V118L221 117L222 118V121H223V123H225L224 122V120H226L225 119V117L224 116H228V115H230L231 114V116L232 115H234V110L232 109L231 110V105L233 104V102L234 101H236V98L238 97L237 95H239V96H241V97H243L244 96V94H246L247 96H246V98H247V100L249 99V97H250V95H254V97H256V98H258L257 97V95L255 96V93L254 94H248L249 92L247 91V92H243L242 94L241 93H239V92H242V90L240 91V89H241V87H244V86H241V84L239 83V85H238V82H241V83H244V81H246V83L247 84H249L248 82V80H246V78H248V77H246L247 76V74L248 73H246L245 72V70L243 69V66L245 67V64L243 65V66H241V67H237V70H238V72H234L233 71V69L231 68L232 67V65L236 62H238L239 61V59H241V53L243 52V50H242V43H244V41H246V40H248L247 38H249L250 39V37H248V35L249 36H252V35H254L253 33H254V30L255 29H253V27L255 28V26L253 25V27L251 26V28L249 29V27H245V25H243V24H245L247 21H249L250 22V20H251V24H255L256 25V27L258 26H260L259 24H261L262 22L261 21H259V12L257 11V10H255L254 8H253V6H259L258 8H263L264 7V0H236V1H238L239 2V4L240 3H242V4H244L243 6H242V4H240V6H242V7H238V2H236V1H234V0H232V1H234L235 2V4H236V6L238 7V9H235L236 7H235V5H234V7H233V5H230V4H232L231 2H230V4H229V6H230V11L231 10H233V8L235 9L234 10V12H236V10H237V12L233 15V13L231 14L230 12H225L224 14H222L223 15V18L225 19V18H228L229 20H230V22L229 23H231V22H233V21H236V23L237 22H241V24H240V32H241V34H239L240 35V37H242L241 35L243 34V33H245V35L247 36V38H246V36H244V41H243V39L241 38L240 39V37H239V35L238 36H236L235 38L236 39H232L231 37L229 38V36L228 35H226V33H225V31H227V30H225L224 31V27H221V25H219V24H217V21H215V19H214V16H212V18H211V22H213L214 24H213V26H212V28L209 30V31H207L205 34H203V36L201 37V39L199 40V42L198 43H194V42H192V41H189L188 42V44H187V46L188 45H190L191 46V48L192 49H194V50H197V49H200L202 46H204V45H206L207 46V48H209V49H212V50H214V51H216L217 53H215V54H213L212 56V59H211V64L212 65H210V69L208 70V72L207 71H205L203 68V70L205 71V72H203L204 73V75H207V79L208 80H210V81H208L209 83L211 82V79H212V77L214 76V75H216L215 76V78H217V76H218V79L216 80L217 81V83H219V80L221 81L220 82V84H222L221 85V87L219 86V88H218V86L215 88H213V86H210V87H212L211 89H215V90H217V94H214V95H212V92L214 91H212V90H210L211 92H207L205 95H204V93H203V91L201 92V93H203V95L204 96H206V101L204 100V98H203V100L205 101V102H203V101H201L204 105L206 104L207 106H204V105H201V102H200V100H198L197 99V95L195 96V99L193 100V99H191V94H193L194 95V93H191L190 94V92H188L189 94H187V97L186 98H184V100L183 101H181V100H175L174 98H172L171 97V95H170V90H169V88L171 87V86H169L168 87V81H169V79L171 78V76H172V71H171V66H175L177 69H178V71H180V72H184V71H186L187 69L186 68H184V66H182V65H184V64H182L181 65V63L180 64H177V63H175L174 61H172V60H170V59H167L166 57H164V52L166 51V47H167V45L164 47V44L162 43V41L158 38L159 37V35L156 33L157 31V29L155 30V28H153L152 26H153V24L151 23L154 19L153 18H156L157 19V21L158 20H162L161 21V23H162V25H163V23H165V21H166V19L165 20H163L162 19V16H164V15H169V14H171V15H175V14H177V13H179V11L180 10H182V8L184 9V7L185 6H187L188 7V5H189V3H190V5H191ZM202 1V0H201ZM207 1H209V2H214V5H215V9H219L220 7H221V5L223 4V1L224 0H207ZM229 1V0H228ZM11 1H8V3H7V6L9 5V3H10ZM14 2H15V0H14ZM95 2H97V1H95ZM100 2H103V1H100ZM122 2V1H121ZM233 2V3H234ZM12 3L13 2H11L10 4L12 5ZM29 3V2H28ZM106 3V2H105ZM120 3V2H119ZM119 3L117 4V5H119ZM199 3V2H198ZM202 3V2H201ZM14 4V3H13ZM30 4H32L31 2H30ZM44 4V3H43ZM50 4V3H49ZM48 4V5H49ZM90 4V3H89ZM96 4V3H95ZM110 4V3H109ZM116 4V3H115ZM188 4V5H187ZM1 5V4H0ZM4 5H6V4H4ZM4 5H2V7L4 6ZM93 5V4H92ZM113 5H114V3H113ZM120 5H122V4H120ZM125 5H126V2H125ZM189 5V6H190ZM224 6H225V3L223 4ZM32 6V5H31ZM34 6H35V4H34ZM104 6H105V4H104ZM110 6V5H109ZM108 6V7H109ZM123 6V7H122ZM122 6H120V10H122L121 8H123L124 9V5H122ZM127 6V5H126ZM131 5H129V6H127L128 8H131V10L133 9L132 7H130ZM231 6H232V9H231ZM53 7H54V5L52 6V9H53ZM101 7V6H100ZM191 7V6H190ZM5 8V7H4ZM32 8H34L33 6H32ZM36 8H38V5H37V7ZM105 8V7H104ZM110 8V7H109ZM109 8H108V10H109ZM115 8V7H114ZM118 7H116L115 9H117ZM126 8V7H125ZM202 8H203V6H202ZM257 8V7H256ZM261 8H260V10H261ZM30 9V8H29ZM41 9V8H40ZM87 9H89V8H87ZM99 9V8H98ZM229 9V8H228ZM1 10H3V8H1ZM0 10V11H1ZM8 10H9V8H8ZM17 10V9H16ZM35 10V9H34ZM39 10V9H38ZM195 10V9H194ZM10 11V10H9ZM18 11V10H17ZM22 11V10H21ZM20 11V12H21ZM104 11V10H103ZM114 11V10H113ZM134 11V12H135ZM263 11H264V8H263ZM6 12V14L8 13V11H4V12H2L1 11V13H5ZM25 12V11H24ZM38 12V11H37ZM121 11H119L118 13H120ZM133 12V13H134ZM13 13H15V16L17 15L16 14V12H13ZM99 13V12H98ZM107 13V12H106ZM118 13H114V14H117V15H115L116 17H112V19L111 20H114L115 21V19L116 18H119V17H117L118 16ZM131 13V12H130ZM264 12H260V14H263ZM100 14V13H99ZM104 14V13H103ZM114 14H113V16H114ZM3 15V14H2ZM12 15V14H11ZM10 15V16H11ZM24 15H26V14H24ZM32 15V14H31ZM36 15V14H35ZM34 15V16H35ZM105 15V14H104ZM109 15V14H108ZM120 15V14H119ZM124 15H125V12H124ZM131 15H133V14H131ZM264 15V14H263ZM4 16H5V14H4ZM4 16H2V18L4 17ZM8 16V15H7ZM19 16V15H18ZM23 16V15H22ZM101 16H102V14H101ZM120 16H122V15H120ZM127 16V15H126ZM126 16H124V17H126ZM134 16H135V13H134ZM240 16V17H239ZM252 16H254V17H252ZM29 17V16H28ZM31 18H32V16H30ZM107 17H110V16H107ZM165 17V16H164ZM237 17H238V19H237ZM251 17V18H250ZM6 18V20H7V17H5ZM11 18H12V16H11ZM11 18L9 19V20H11ZM19 17H17V19H18ZM126 18H128V17H126ZM248 18H250V19H248ZM254 18V19H253ZM35 19V18H34ZM101 19H102V17H101ZM107 19V18H106ZM120 19V18H119ZM153 19V20H152ZM102 20H104V19H102ZM152 20V21H151ZM3 21V20H2ZM15 21V20H14ZM26 21V20H25ZM93 21V20H92ZM95 21V20H94ZM124 21H125V18H124ZM131 21V20H130ZM129 21V22H130ZM137 21V20H136ZM164 21V22H163ZM226 21V20H225ZM4 22V21H3ZM112 22V21H111ZM117 22H119V20L117 21ZM208 22H209V20H208ZM220 22V21H219ZM253 22V23H252ZM0 23H1V21H0ZM32 23V22H31ZM48 23V22H47ZM110 23V22H109ZM115 23V22H114ZM225 23V22H224ZM228 23V24H229ZM1 24H3V25H5V23H1ZM124 24H125V22H124ZM133 24L131 25V24H129V26L132 28V26H133ZM138 24H140V25H138ZM156 24H160V23H157L156 22ZM3 25H0V264H15L14 262V260H15V258H20V257H17V254L19 255V253H17V252H15L14 251V247H13V245L17 242V240L18 239H20L21 237H22V239H23V241H22V239H20V240H18V241H20L19 243L20 244H23V245H20L18 242V246H23L22 248L23 249H26V248H24V239H25V237H23V236H25V235H22L21 234V237L18 235V231L17 232H15L14 233V235L12 234V230L13 229H15L14 231H16V229H18L19 227L20 228H23V229H25V227H26V225H25V223H26V215H27V213H29V215L30 216H34L35 215V223H37L38 224V222H39V224H41L42 226L41 227H43L42 229H41V227L38 229L39 230V232H40V230H42L41 232H42V234H43V232H44V234L40 237V238H36V239H38V241L37 242H39L40 240L39 239H41L43 236H44V239L46 240V241H52L51 243H49V244H52L53 245V247H51L49 250H47L48 252V255L49 256H59V254H60V257H58V259H57V257H56V260H59L62 256L64 257H62V260H64L65 258H68V255L70 256L73 252L71 251V254H70V249H67L68 247L67 246H65V247H67L66 248V250L67 251H69V253H67V251H66V253H65V251H63V250H61V249H63V246L62 245H60V244H63L64 245V243L66 242V236H69V235H59L60 237H58L57 235H56V233L55 232H57L56 230H55V228H57L58 227V223H57V221L53 218V217H51L50 215H49V211L51 210V209H54V204L52 205H50L49 206V208L47 207V208H44V205H45V203L46 202H44L43 203V199H42V197H41V194L36 190L37 188H38V185H39V179H38V177H36V176H33V173L31 172L32 170H31V165H30V163H32L35 167H33V168H39V166H40V164H42L41 163V159L39 160V158L37 157V154L39 155V153L37 152L38 151V149L35 147L36 145H34L33 146V148H34V152L33 153H31L30 152V145L32 144L31 143V141H33V140H29L30 141V145H29V141H28V139H27V135H29V133H28V129H29V125L28 124H26L27 122L29 123V120L26 122V113H28V109H29V105H30V103H32V101H34V100H36L37 98H38V96H37V94H36V90H37V87H38V84H39V79H40V75H41V67H42V45H43V43H44V37H42V36H33L32 34H31V32H30V30L29 29H27L26 27H24V25L25 24H22L21 22L19 23V22H12V20L10 21V23H8L7 24V22H6V27H4V28H2L3 27ZM98 25V24H97ZM101 25H102V21H101ZM112 25V24H111ZM117 25V24H116ZM161 25V24H160ZM238 25V24H237ZM236 25V26H237ZM262 26H263V28H264V25L263 24H261ZM2 26V27H1ZM27 26V25H26ZM99 26V25H98ZM110 26V25H109ZM115 26V25H114ZM186 26V25H185ZM208 26V25H207ZM113 27V26H112ZM120 27H122V25H120ZM120 27H118V25L115 27V29H119ZM130 27L129 28H126L125 26H124V28H126L127 30H129L130 31V33H131V30H130ZM229 27H231V26H229ZM99 28V27H98ZM156 31V32H154V30ZM164 28V27H163ZM197 28V27H196ZM224 28V29H223ZM234 28V27H233ZM247 28V29H246ZM260 28V27H259ZM114 29V30H115ZM116 30V32L117 31H119V32H122L123 31V28H122V31L119 29V30ZM125 29V31H123V34L124 33H126V34H124L125 36L127 35L128 37L129 36H132L133 35V33H131L132 35H130V33H129V35H128V33H127V30ZM137 29V28H136ZM227 29V28H226ZM237 29V28H236ZM239 29V28H238ZM246 29V30H245ZM253 31H252V30ZM98 30V29H97ZM110 30V29H109ZM140 30H138L139 32H140ZM136 31V30H135ZM138 31H136L137 33H138ZM158 31H159V29H158ZM192 31V30H191ZM57 32V31H56ZM112 32H114V31H112ZM132 32H134V30L132 31ZM229 32V31H228ZM239 32V31H238ZM256 32V31H255ZM50 33V32H49ZM135 33V32H134ZM155 33H156V35H158V37L155 35ZM186 33V32H185ZM184 33V34H185ZM264 33V32H263ZM116 34V33H115ZM118 34H120V33H118L117 32V37H121V36H118ZM183 34V35H184ZM257 34H258V32H257ZM93 35V34H92ZM98 35V34H97ZM120 35H122V33L120 34ZM164 35V34H163ZM187 35V34H186ZM244 35V34H243ZM54 36V35H53ZM106 36V33H105V35H103V37H105ZM112 35H110V37H111ZM138 36V35H137ZM232 36V35H231ZM93 38H94V36H92ZM233 37V36H232ZM237 37H238V39H237ZM112 39H113V37H111ZM122 38V41H123V38L124 37H121ZM120 38V39H121ZM140 37H138V39H139ZM143 38V39H144ZM255 38H257V37H255L254 36V39ZM264 38V37H263ZM262 38V39H263ZM52 39V38H51ZM105 40H106V37L104 38ZM103 39V40H104ZM111 39V40H112ZM118 39V38H117ZM116 39V40H117ZM127 40H129L128 38H126ZM133 39H135V36H134V38ZM140 39H142V38H140ZM104 40V41H105ZM127 40H124V41H126L127 43L129 42V41H127ZM131 40V39H130ZM137 40V39H136ZM135 40V41H136ZM119 41V40H118ZM142 41H144V40H141V42ZM165 41V40H164ZM255 41H256V39H255ZM257 41H259V40H257ZM257 41L253 44V43H251V41H250V43H251V46L249 47V50H248V53H249V51L253 54V56H255V58L256 59H258L262 64H264V41L263 42H259V43H257ZM96 42V41H95ZM107 42H109V41H107ZM107 42H105V44L107 43ZM121 42V41H120ZM131 42H132V40H131ZM140 42V41H139ZM247 42V41H246ZM252 42H254V41H252ZM91 43V42H90ZM127 43H125L124 42V44H127ZM133 44L135 43V42H132ZM138 43V42H137ZM175 43V42H174ZM173 43V44H174ZM249 43V42H248ZM263 43V44H262ZM49 44V43H48ZM99 44V46H101L100 45V43H98ZM102 44V43H101ZM119 44H121V43H119ZM118 43H115V47L117 48V45H119ZM185 44V45H186ZM91 45V44H90ZM90 45H89V47L88 48H91L90 47ZM103 45H104V42H103ZM110 45H111V43H110ZM137 45V44H136ZM140 45V44H139ZM92 46H93V44H92ZM109 46V45H108ZM111 46H113V45H111ZM110 46V47H111ZM174 46V45H173ZM103 47V46H102ZM126 47H128V48H131L130 47V43H129V46H126L125 45V48ZM134 47V46H133ZM245 47V46H244ZM98 48H100V47H98ZM97 48V49H98ZM112 48V47H111ZM116 48H113V50L114 49H116ZM120 48V47H119ZM122 48V47H121ZM124 48V49H125ZM135 48V47H134ZM184 48V47H183ZM205 48V47H204ZM203 48V49H204ZM246 48H247V45H246ZM47 49V48H46ZM123 49V50H124ZM143 49V51L144 52H146V50H144ZM168 49V48H167ZM190 49V48H189ZM209 49H208V51H209ZM245 49V48H244ZM89 50V49H88ZM105 50V49H104ZM120 50V49H119ZM129 50V52H130V49H128ZM140 46H139V48H138V50L137 51H134V52H138V55L140 54ZM100 52H101V50H99ZM115 51V50H114ZM113 51V52H114ZM126 51V50H125ZM131 51H132V49H131ZM240 51H242V52H240ZM246 51V50H245ZM46 52H47V50H46ZM86 52V51H85ZM111 52V51H110ZM116 52H117V50H116ZM120 52V51H119ZM118 52V53H119ZM144 52L142 53V55H144ZM170 51L168 50V53H169ZM172 52V51H171ZM203 52V51H202ZM205 52V51H204ZM213 52V51H212ZM126 53H127V55L130 57V58H134L133 60L131 59L130 60V58H128L127 56H125L126 55ZM178 53H181V51L180 50H178ZM246 53V52H245ZM47 54V53H46ZM111 54H113L112 52H111ZM148 54V53H147ZM171 54V53H170ZM96 55H97V53H96ZM117 55V54H116ZM119 55V54H118ZM132 55V56H131ZM141 55V54H140ZM109 56V55H108ZM145 56V55H144ZM144 56H142V57H144ZM170 56V55H169ZM197 56V55H196ZM43 57H44V55H43ZM105 57H106V55H105ZM105 57H104V59H105ZM119 57H121L120 55H119ZM118 57V58H119ZM183 57V56H182ZM88 58V57H87ZM98 58V57H97ZM107 58V57H106ZM113 58V57H112ZM123 58V57H122ZM129 59V62L126 64V61H128V59ZM145 58V57H144ZM189 59H190V57H188ZM205 58V57H204ZM209 58V57H208ZM109 59V58H108ZM136 59V60H135ZM99 60V59H98ZM120 60V59H119ZM135 60V61H134ZM141 60V59H140ZM143 60V59H142ZM205 60H207V59H205ZM104 61H106V60H104ZM114 61V60H113ZM131 61V62H130ZM146 61H148V60H146ZM189 61V60H188ZM190 62V61H189ZM192 62V61H191ZM249 62V61H248ZM106 63V62H105ZM135 63V64H136ZM197 63V62H196ZM202 62H200V64H201ZM210 63V62H209ZM245 63H247V62H245ZM116 64V65H117ZM140 64V63H139ZM147 64V65H146ZM239 64H241V62L239 63ZM250 64V63H249ZM92 65V64H91ZM100 65V64H99ZM145 65H146V67H145ZM248 65V64H247ZM105 66V65H104ZM104 66H102V67H104ZM80 67H81V65H80ZM106 67L109 69V66L107 65V63H106ZM114 67V66H113ZM132 67V68H131ZM195 67V66H194ZM208 66L206 65V68H207ZM262 67V66H261ZM92 68V67H91ZM111 68H112V66H111ZM110 68V69H111ZM188 68V67H187ZM205 68V69H206ZM236 68V67H235ZM258 68H260L259 66H258ZM99 69H101V68H99ZM107 69V70H108ZM131 69V70H130ZM133 69V70H132ZM202 69H199V70H202ZM92 70V69H91ZM98 70V69H97ZM114 70H115V68H114ZM124 70V69H123ZM191 70V75L192 76H194L195 78L197 77L196 75L197 74H199L196 70H192V69H190ZM207 70V69H206ZM235 70V69H234ZM100 71H102L101 73H103L104 71L103 70H99V72ZM110 71V70H109ZM98 72V71H97ZM110 72H115V71H113V70H111ZM124 72V73H125ZM119 73V72H118ZM118 73H117V76H118ZM143 73H141V74H143ZM81 74V73H80ZM100 74V73H99ZM143 74V75H144ZM201 74V73H200ZM100 75H102V74H100ZM113 75H115V74H113ZM148 75V76H147ZM252 75H254V74H252ZM261 74H259V76H260ZM96 76H97V78H98V75L96 74ZM124 76V75H123ZM141 76V75H140ZM144 76V77H145ZM100 77V76H99ZM102 77V76H101ZM100 77V78H101ZM125 77V76H124ZM126 77V78H127ZM96 78V77H95ZM135 78H137V77H135ZM214 78V79H215ZM220 78V79H219ZM261 78V76L259 77V79ZM99 79V78H98ZM117 79V78H116ZM145 79V78H144ZM188 79V78H187ZM249 79V78H248ZM252 79H253V77H252ZM259 79H257V80H259ZM262 79H263V83H264V76L262 77ZM80 80V79H79ZM132 80L134 81V79L132 78ZM141 80H142V78H141ZM148 80V83L150 82ZM41 81V80H40ZM104 81H106V80H104ZM114 81H119L118 79L117 80H114ZM131 81V80H130ZM132 81V82H133ZM137 81V80H136ZM144 82H142V83H144L145 84V80H143ZM190 81V80H189ZM188 81V82H189ZM216 81H215V83H214V85L216 84ZM253 81V80H252ZM255 81H256V79H255ZM85 83H86V81H84ZM126 82H127V80H126ZM147 82V81H146ZM187 82V83H188ZM207 82V83H208ZM224 84H223V83ZM88 83V82H87ZM92 83V82H91ZM104 83H106V82H104ZM115 82H113V84H114ZM116 83H118V82H116ZM172 83V82H171ZM212 83H213V79H212ZM251 83V82H250ZM254 83V82H253ZM258 83V82H257ZM83 84V83H82ZM101 84L103 85V83L101 82ZM128 84V83H127ZM135 84V83H134ZM260 84V83H259ZM97 85H99V84H97ZM150 85V83L147 85V86H149ZM189 85V84H188ZM238 85V86H237ZM243 85V84H242ZM244 85H246L245 83H244ZM263 85V84H262ZM101 86V85H100ZM104 86V85H103ZM114 86V85H113ZM190 86V85H189ZM188 86V87H189ZM253 86H254V84H253ZM253 86H252V88H253ZM73 87V86H72ZM83 87V86H82ZM86 88H87V86H85ZM108 87V86H107ZM122 87V86H121ZM127 87H129V86H125V90L127 91ZM141 87H143L142 89L141 88H139L140 89V93L142 92V90H144V86H141ZM187 87V86H186ZM208 87V89H209V86H207ZM246 87H248V85L246 86ZM85 88V89H86ZM97 88H99V86H97ZM97 88H95L94 87V89H97ZM111 88V87H110ZM124 88V87H123ZM122 88V89H123ZM136 88V87H135ZM134 88V89H135ZM238 88H240L239 89V92H238V90H236V89H238ZM251 88V87H250ZM249 88V89H250ZM93 89V88H92ZM104 89H105V87H104ZM114 89V88H113ZM113 89H110V91L112 90L113 91ZM131 90H132V88H130ZM145 89L147 90V88H146V86H145ZM188 89V88H187ZM206 90H205V92L208 90L207 88H205ZM218 89L220 90V91H218ZM256 89V88H255ZM87 90H88V88H87ZM98 90V89H97ZM105 90H107V89H105ZM121 89H119V91H120ZM124 90V89H123ZM123 90H121L122 91V94H124V93H127V92H123ZM124 90V91H125ZM131 90H128L129 92L131 91ZM137 89H135L134 91L135 92H137L136 91ZM180 90V89H179ZM189 90H191L192 91V88H189ZM198 90V89H197ZM238 92H236V91ZM246 90H247V88H246ZM252 90V89H251ZM262 90H263V88H262ZM74 91V90H73ZM100 91V90H99ZM115 91V90H114ZM118 91V92H119ZM181 91V90H180ZM201 91V90H200ZM260 91V90H259ZM80 92H82V91H80ZM80 92H78L79 93V95H80ZM83 92H85V91H83ZM88 92V91H87ZM101 92V91H100ZM151 92H152V90H151ZM193 92V91H192ZM219 92H220V95H218L219 94ZM252 93H253V91H251ZM93 93H94V91H93ZM121 93V92H120ZM131 93V92H130ZM132 93H134V92H132ZM144 93H145V90H144ZM212 95H210V94ZM215 93H216V91H215ZM235 93V94H234ZM82 94H84V93H82ZM96 93H94L93 95H95ZM99 94V93H98ZM137 94V93H136ZM153 94V95H154ZM235 96H234V95ZM241 94V95H240ZM85 95H87V94H85ZM92 95V94H91ZM127 95V94H126ZM143 95V94H142ZM141 95V96H142ZM146 95V94H145ZM152 95V96H153ZM190 95V96H189ZM209 95V96H208ZM215 95L217 96V98H219L220 99V102H219V99L217 100V98L215 99ZM243 95V96H242ZM81 96V95H80ZM84 95H82V98H85L86 99V97H83ZM96 96H97V94H96ZM123 96V95H122ZM129 98H130V96H131V94H129V95H127ZM137 96V95H136ZM151 96V97H152ZM200 96V95H199ZM213 96H214V100H215V102H219L218 103V107H216L215 109L214 108H212V106H210V104H208V103H212L213 105H214V103L215 102H209L208 100H212L213 101ZM71 97V96H70ZM211 97V98H210ZM234 97H236V98H234ZM240 97V98H241ZM264 97V96H263ZM72 98V97H71ZM77 98H79V97H77ZM107 98H109V97H107ZM127 98V97H126ZM126 98H125V100H126ZM131 98H133V97H131ZM192 98H194V97H192ZM253 99V96H251L250 97V99ZM39 99V98H38ZM37 99V100H38ZM74 99V98H73ZM119 99H121V98H119ZM123 99V98H122ZM141 99H142V97H141ZM149 99H150V97H149ZM149 99H145V101L147 100H149ZM208 99V100H207ZM233 99H234V101H233ZM237 99H239V98H237ZM241 99H244V100H246L245 99V97L244 98H241ZM249 99V101H250V105H251V103L253 104L254 102H252V100H250ZM84 100V99H83ZM89 100V99H88ZM94 100V99H93ZM97 100V99H96ZM210 100V101H211ZM217 100V101H216ZM255 100V99H254ZM50 101V100H49ZM86 101H87V99H86ZM97 101H99V100H97ZM129 101V100H128ZM143 101H144V99H143ZM143 101L141 100L139 103H143ZM144 101V103H145V105H146V103H148L147 101L145 102ZM233 101V102H232ZM239 101H241L240 99H239ZM243 101V100H242ZM34 102H36V101H34ZM39 102V101H38ZM92 102H94V101H92ZM105 102H106V100H105ZM115 102H116V100H115ZM118 103H120V105H122L121 104V102H119V101H117ZM126 102V101H125ZM134 102V101H133ZM208 102V103H207ZM258 102V101H257ZM89 103V102H88ZM117 103V104H118ZM232 103V104H231ZM236 103V102H235ZM234 103V104H235ZM241 103H243V102H241ZM245 103V102H244ZM255 103H256V100H255ZM37 104V103H36ZM47 104V103H46ZM94 104V103H93ZM97 104H98V102H97ZM105 104V103H104ZM232 105V107L234 106V107H237V108H239L238 106H240L241 107V105H240V102H239V104H235V105ZM90 105V104H89ZM95 105V104H94ZM119 105V106H120ZM126 105V104H125ZM144 105V104H143ZM243 105V104H242ZM246 105V104H245ZM48 106H49V104H48ZM107 106V105H106ZM127 106V105H126ZM139 106L140 105H138V106H135L136 108H139ZM142 106V105H141ZM140 106V107H141ZM186 106H188V109H187V107ZM215 106V105H214ZM230 106V107H229ZM247 106V105H246ZM31 107H32V104H31ZM30 107V108H31ZM80 107H81V105H80ZM79 107V108H80ZM94 107V106H93ZM92 107V108H93ZM114 107H115V105H114ZM120 107H122V106H120ZM204 107V108H203ZM230 109H229V108ZM251 107H252V105H251ZM255 107H257V105L255 106ZM77 108V107H76ZM111 108H112V106H111ZM117 108V107H116ZM123 108V107H122ZM128 108H129V106H128ZM135 108V109H136ZM248 108V107H247ZM259 108V107H258ZM34 108H32V110H33ZM39 109V108H38ZM78 109V108H77ZM101 109V108H100ZM105 109V108H104ZM124 109V108H123ZM130 109V108H129ZM128 109V110H129ZM143 109V108H142ZM142 109H140V111L142 110ZM151 109V110H150ZM214 111H213V110ZM230 110V114H229V111L228 112H226L227 110ZM234 109H236V108H234ZM241 109V108H240ZM240 109L238 110L239 112H240ZM244 109H245V107H244ZM257 109V108H256ZM30 110V109H29ZM31 110V111H32ZM92 110V109H91ZM106 110V109H105ZM105 110H104V112H105ZM139 110V109H138ZM137 110V111H138ZM145 110L143 111V113L145 114ZM225 110V111H224ZM72 111V110H71ZM78 111L80 112V110L78 109ZM112 111V110H111ZM124 111V110H123ZM147 111V110H146ZM148 111V112H149ZM220 111H218V112H220ZM236 111V110H235ZM248 111V110H247ZM37 112H38V110H37ZM36 112V113H37ZM90 112V111H89ZM103 112V113H104ZM136 112V111H135ZM134 112V113H135ZM139 112V111H138ZM243 112V111H242ZM245 112V111H244ZM91 113V112H90ZM129 113H130V111H129ZM133 113V114H134ZM147 113V112H146ZM233 113V114H232ZM235 113H238L237 111L235 112ZM92 114V113H91ZM143 114V115H144ZM148 114V113H147ZM150 114H148V115H150ZM213 114V115H214ZM227 114V115H226ZM245 114H247V113H245ZM244 114V115H245ZM31 115H32V112H31ZM37 115V114H36ZM118 115V114H117ZM129 115V114H128ZM139 115V114H138ZM236 115H242L241 113L240 114H236ZM28 116V115H27ZM74 116V115H73ZM72 116V117H73ZM101 116V115H100ZM113 116V115H112ZM119 116V115H118ZM152 116H153V114H152ZM151 116V117H152ZM216 116H218V115H215L214 117V119H219V118H217ZM251 116V115H250ZM260 116H262V115H260ZM124 117V116H123ZM126 117H128V116H126ZM139 117V116H138ZM138 117H137V119H138ZM229 117V116H228ZM239 117V116H238ZM247 117V116H246ZM36 118V117H35ZM53 118V117H52ZM102 118V117H101ZM221 118H220V121H221ZM230 118H232V117H230ZM229 118V119H230ZM237 118V117H236ZM245 118V117H244ZM94 119V118H93ZM97 119V118H96ZM110 119V118H109ZM113 119H115V117L113 118ZM112 119V120H113ZM127 119V118H126ZM136 119V118H135ZM136 119V120H137ZM144 119V118H143ZM211 119H213V118H211ZM214 119H213V121H214ZM233 119V118H232ZM238 119V118H237ZM262 119V118H261ZM100 120V119H99ZM117 120V119H116ZM131 120V119H130ZM136 120H135V123H136ZM154 120V119H153ZM242 120H243V126H244V119H243V117H242ZM253 120H255V119H253ZM142 121V120H141ZM205 121V120H204ZM218 121V123H219V120H217ZM226 121H228V120H226ZM231 121V120H230ZM230 121L228 122V123H230ZM237 121V120H236ZM259 121H261V120H259ZM258 121V122H259ZM154 122H155V120H154ZM209 122H211V121H209V120H207L206 121V123H209ZM235 121H233V123H234ZM238 122V121H237ZM248 122V121H247ZM247 122H245L246 124H247ZM109 123H112V122H109ZM127 123V122H126ZM138 123V122H137ZM212 124L214 123V125H215V122H211ZM232 123V122H231ZM236 123V122H235ZM260 123V122H259ZM60 124V123H59ZM106 124V123H105ZM104 124V125H105ZM108 124V123H107ZM106 124V125H107ZM114 124V123H113ZM112 124V125H113ZM121 124V123H120ZM139 124V123H138ZM159 124V125H158ZM189 124H191L190 126H189ZM251 124V123H250ZM254 124V123H253ZM256 124H258V123H256ZM255 124V125H256ZM99 125H100V123H99ZM111 125V124H110ZM131 125V124H130ZM135 126H138L139 127V125H136V124H134ZM147 125V124H146ZM146 125L144 126V127H146ZM150 125V124H149ZM206 125H209V124H206ZM219 125H221V124H219ZM230 125V124H229ZM68 126V125H67ZM67 126H65V127H67ZM114 126V125H113ZM127 126V125H126ZM191 126H192V128H191ZM198 126V127H197ZM223 126H226V125H222V127ZM227 126H228V124H227ZM238 125L236 124V127H237ZM251 126H253V125H251ZM261 127H262V125H260ZM55 127V126H54ZM99 127V126H98ZM109 127H111V126H108V128ZM117 127V126H116ZM129 127V126H128ZM128 127H127V130H128ZM195 127H197V128H199V129H195ZM200 127H203V128H200ZM221 127V126H220ZM240 127V126H239ZM50 128V127H49ZM69 128V127H68ZM73 128V127H72ZM72 128H69V129H72ZM93 128H94V125H93ZM103 128H106V129H108L106 126H103ZM132 128V127H131ZM153 128H155V125H154V127ZM169 128V127H168ZM231 128H232V126H231ZM240 128H242V126L240 127ZM254 128L256 129V127L254 126ZM32 129V128H31ZM102 129V128H101ZM139 129V128H138ZM137 129V130H138ZM145 129V128H144ZM144 129H142L143 131H144ZM152 129V128H151ZM175 129H177L178 131L180 130V132H181V136L180 137H178V135L176 136V134H179V133H176V131L177 130H175ZM187 129V130H186ZM191 129V130H190ZM195 129V130H194ZM211 129V128H210ZM209 129V130H210ZM225 129V128H224ZM249 129V128H248ZM254 129V130H255ZM258 129H259V127L257 128V130H255L254 132L256 133L257 131H258ZM74 131H75V128L73 129ZM141 129H139V131H140ZM146 130H147V127H146ZM148 130H150V128H148ZM156 130V131H157ZM159 130H161V133H160V131ZM169 130V129H168ZM192 130H194L193 132H192ZM198 130H200V131H198ZM209 130L207 131V133L209 132ZM222 131H223V129H221ZM220 130V131H221ZM226 130V129H225ZM228 130H229V128H228ZM232 130L233 129H231V132H232ZM250 130H251V128H250ZM249 130V131H250ZM37 131H38V129H37ZM95 131V130H94ZM130 131V130H129ZM143 131H140L139 133L141 134V132H143ZM152 131H153V129H152ZM185 131L187 132V133H189V134H187V133H185ZM199 133H198V132ZM246 131V130H245ZM77 132V131H76ZM79 132H81V131H79ZM85 132V131H84ZM103 132V131H102ZM169 132H171V131H169ZM192 134H191V133ZM198 133V135L195 137L196 138V140H195V142L193 143V140H194V138H193V140L190 142V144H191V146L188 144V146L191 148L193 145H192V143L195 145V146H197L199 149H200V151H201V149H206L207 151H208V153L206 152V154L207 155H209L210 154V152H211V156L209 157V156H206V157H203V156H201V154L199 155V153L197 154V155H199V156H196L195 155V159L196 160H198L199 162H197V161H195V162H192L189 166H188V168H187V166H186V164L185 163H183L182 164V162L180 161V160H182V159H185L187 156H190V155H192V156H190L191 158L190 159H192L193 158V154H190V152L187 154L186 153V149L184 150V152L187 154V156H186V154H184V152H183V149L184 148H182V144L187 140V135L188 136H190V135H194L195 136V133ZM213 132V131H212ZM210 133V136L211 135H213V133ZM225 132V131H224ZM236 133H238L237 132V130L235 131ZM235 132H234V130H233V133L235 134ZM253 132V129H252V132H250V133H254ZM94 132H92L91 134H93ZM100 132H98V134H99ZM138 132H136V135H140ZM166 133V132H165ZM173 133V132H172ZM194 133V134H193ZM221 133V132H220ZM248 133V132H247ZM254 133V134H255ZM90 134V135H91ZM95 134H96V132H95ZM94 134V136H96ZM102 134V133H101ZM107 134V133H106ZM167 134V133H166ZM171 134V133H170ZM184 134H185V137H184ZM204 134H206V131H205V133ZM203 133H202V135H204ZM215 134V133H214ZM219 134V133H218ZM232 134V133H231ZM240 134H242V135H240ZM256 134H258V133H256ZM59 135V134H58ZM86 135V134H85ZM87 135H89V134H87ZM104 135V134H103ZM103 135H100L101 136V138L100 139H102V136ZM129 135V134H128ZM164 135V134H163ZM201 135V136H202ZM209 135V134H208ZM217 135V134H216ZM33 136H34V134H33ZM38 136V135H37ZM113 136H114V134H113ZM142 136V135H141ZM176 136V137H175ZM200 136V135H199ZM206 135H204L203 137H205ZM215 136V135H214ZM219 136H221V135H219ZM231 136H233V135H231ZM253 136V135H252ZM252 136H249V137H252ZM29 137V136H28ZM91 137V136H90ZM90 137H89V139H90ZM105 137V136H104ZM115 137V136H114ZM159 137V136H158ZM171 137V136H170ZM177 137L179 138V139H177ZM192 137V136H191ZM213 137V136H212ZM34 138V137H33ZM92 138V137H91ZM186 138V139H185ZM189 138V137H188ZM207 138V137H206ZM219 138H221V140H223L222 139V137H219ZM219 138L217 139V140H219ZM263 138V137H262ZM45 139V138H44ZM94 139V138H93ZM100 139H98V140H100ZM109 139V138H108ZM164 139V138H163ZM190 139V138H189ZM188 139V140H189ZM192 139V138H191ZM209 139H212V138H210L209 137ZM216 139V138H215ZM232 139V140H231ZM245 139H246V141H252L253 139L252 138H250V139H252V140H248V137L246 138V136H245ZM166 140H167V138H166ZM174 140V139H173ZM188 140L186 141L187 143H188ZM200 140H205L204 142H207V143H212V141L211 142H208V138H207V140L206 139H201L200 138ZM217 140H215V142H214V140H213V142H214V144H216V145H209V144H207V147H210L211 146V149L213 148V146H214V148H213V152H219V151H217V150H223L221 147H222V141L219 143V141H218V143L220 144H218L216 141ZM91 141L93 142V140L91 139ZM95 141V140H94ZM96 141H97V139H96ZM101 142H103V145L105 144L104 143V141L103 140H100ZM108 141V140H107ZM116 141H118V140H116ZM168 141V140H167ZM210 141V140H209ZM231 141H232V143H231ZM57 142H59V141H57ZM91 142V143H92ZM98 142V141H97ZM115 142V141H114ZM113 142V143H114ZM180 142H182V144H180V146H181V149L182 150H180V146H179V144L178 143H180ZM186 142H185V144H186ZM204 142H202V144L204 143ZM261 142H264V140H261ZM94 143V142H93ZM99 143V142H98ZM167 143V142H166ZM248 143V142H247ZM249 143H251V142H249ZM126 144L130 147V148H128L127 150H125L126 149ZM169 144H172V142L171 143H169ZM185 144H184V147H185ZM197 144V145H196ZM94 145H97V144H94ZM100 145V144H99ZM108 145H110L109 143H108ZM187 145V144H186ZM248 144H246V146H247ZM28 146H30L29 147V149H28ZM51 146V145H50ZM101 146V145H100ZM107 146V145H106ZM117 145H115L114 147H116ZM194 146V147H195ZM204 146H205V144H204ZM215 146H216V149H215ZM217 146H219V147H217ZM194 147H193V149H191V150H193V152L195 151L194 150ZM201 147H203V148H201ZM206 147V146H205ZM260 147V146H259ZM258 147V148H259ZM117 148H118V146H117ZM185 148H187V146L185 147ZM190 148H187V149H189L190 150ZM196 148V147H195ZM197 148V149H198ZM218 148V149H217ZM51 149V148H50ZM29 150V151H28ZM33 150V149H32ZM72 150V149H71ZM118 150H119V148H118ZM188 150V151H189ZM75 151V150H74ZM199 151V150H198ZM210 151V152H209ZM258 151H260V150H258ZM257 151V152H258ZM262 152H264L263 150H261ZM260 151V152H261ZM28 152H30L31 154H29ZM39 152H40V150H39ZM54 152V151H53ZM183 152V153H182ZM197 152V151H196ZM223 152V151H222ZM133 153H135V154H133ZM192 153V152H191ZM70 154V153H69ZM169 154V153H168ZM182 154H183V156H182ZM190 154V155H189ZM215 154V153H214ZM252 154V155H251ZM262 154V153H261ZM41 155V154H40ZM75 155V154H74ZM153 155V156H152ZM204 155V154H203ZM218 155V154H217ZM219 155H220V153H219ZM264 155V153L262 154V156ZM72 156V155H71ZM202 158H201V157ZM214 156V155H213ZM74 157H76V156H74ZM147 157H148V160L146 161L147 163H150V165L149 166H147V167H144V165H143V168H141L140 167V165H139V163L142 161V160H146L147 159ZM150 157V158H149ZM167 157V156H166ZM168 157H169V155H168ZM182 157V159H180ZM197 157H198V159H197ZM200 157V158H199ZM219 157V156H218ZM217 157V158H218ZM44 158V157H43ZM89 158V157H88ZM206 158H208L207 160H206ZM216 158V159H217ZM63 159H65V158H63ZM113 158H111V160H112ZM115 160H117L116 159V157L114 158ZM124 159V158H123ZM194 159V160H195ZM205 159V162L203 161ZM210 159V160H209ZM229 161H228V160ZM40 161V163H39V161ZM44 160V159H43ZM72 160V159H71ZM187 160H188V158L185 160L186 162H187ZM193 159H192V161H194ZM209 160V161H208ZM230 160H231V162L232 163H230ZM74 161V160H73ZM131 161V160H130ZM149 161V162H148ZM165 161V162H166ZM184 161V162H185ZM202 161V162H201ZM50 162V161H49ZM91 162V161H90ZM145 162V161H144ZM189 162V161H188ZM190 162H191V160H190ZM200 162H201V164H200ZM207 162H208V166L207 165H205V166H207V167H205L204 165H202L203 163L205 164H207ZM211 162V163H210ZM213 162H215V158H214V161ZM113 163V162H112ZM194 163V165H192ZM209 163H210V165H209ZM230 163V164H229ZM109 164H111V163H109ZM117 164H118V162H117ZM116 164V165H117ZM122 164V165H121ZM162 164V165H161ZM169 164V165H168ZM81 165V164H80ZM105 165V164H104ZM185 165V166H184ZM43 166H45V165H43ZM107 166V165H106ZM106 166H104L103 168H105ZM145 166H146V164H145ZM211 166V167H210ZM41 167H42V165H41ZM40 167V168H41ZM83 167V166H82ZM85 168H86V166H84ZM102 167V166H101ZM109 167H110V165H109ZM113 167V166H112ZM116 167V166H115ZM158 167H156L157 169H159ZM205 167V168H204ZM222 167V168H221ZM96 168H98V166L96 167ZM153 168H154V166H153ZM152 168V169H153ZM156 168H154V169H156ZM110 169V168H109ZM142 169H144V170H142ZM161 169H159L158 171H161L162 172V170ZM188 170V171H185V170ZM201 169H203L204 171H206V175L204 174V171L202 170V172L203 173H200L201 172ZM220 169H222V171L220 170ZM37 170H39V169H37ZM35 171L34 170V172H38V171ZM50 170V169H49ZM73 170H75V169H73ZM96 170V169H95ZM94 170V171H95ZM98 170H99V168H98ZM98 170H96V172L98 171ZM101 170V169H100ZM104 170V169H103ZM151 170V171H150ZM41 171H42V169H41ZM93 171V172H94ZM106 171V170H105ZM104 171V172H105ZM40 172V171H39ZM38 172V173H39ZM53 172V171H52ZM63 172V171H62ZM101 172V171H100ZM100 172H97L98 173V175H99V173ZM103 172V173H104ZM107 172H109L110 173V171H108L107 170ZM160 172V173H161ZM189 172V173H188ZM221 172V173H220ZM31 173H32V175H31ZM152 173V174H151ZM159 173V174H160ZM165 173V172H164ZM62 174V173H61ZM101 174V173H100ZM108 174V173H107ZM200 174H204V175H201L200 176ZM218 174H221L222 175V177H221V175H218ZM35 175V174H34ZM37 175V174H36ZM97 175V176H98ZM102 175V174H101ZM105 175V174H104ZM161 175H163V173L161 174ZM161 175H158L159 177H161ZM166 175V174H165ZM30 176H31V179L32 180H35L34 181V183L35 184H33L34 186L32 187V189H29V191L27 192V190H28V182H30L31 180H30ZM33 176V177H32ZM60 176V175H59ZM100 176V175H99ZM103 176V175H102ZM106 176V175H105ZM204 177V181L206 182V179H209V178H211V179H209V180H211V181H214L215 180V191H216V193H215V195H216V197L214 196V194L212 193L211 194V191H212V187H211V183H210V181L209 182H206V185H210V186H206L207 188V190L209 191V194L207 193V197L208 198H204L205 200H207L208 199V202H205V201H203V202H201L202 204H200V199L201 198H203V197H199V199L197 198H195V196H194V188H193V186H194V184L196 183V181L197 180H199L200 178L199 177ZM163 177H164V175H163ZM163 177H161V178H163ZM203 177H202V179H203ZM214 177V178H213ZM67 178V177H66ZM101 178V177H100ZM129 178V177H128ZM147 178H145V180L147 179ZM165 178H167V175L165 176ZM170 178V177H169ZM187 178V177H186ZM221 178V179H220ZM29 179V180H28ZM93 179H94V177H93ZM159 179V180H158ZM157 180L158 181H160L161 179L160 178H158ZM212 179H214V180H212ZM220 179V180H219ZM27 180H28V182H27ZM141 180V179H140ZM157 180H155V182L157 181ZM167 180H169V179H167ZM216 180H218L217 181V183H219L218 185L216 184ZM95 181V180H94ZM157 181V182H158ZM164 181V180H163ZM183 181V180H182ZM220 181V182H219ZM26 182H27V184H26ZM32 182V181H31ZM41 182V181H40ZM161 183H162V181H160ZM204 183V182H203ZM208 183H210V184H208ZM138 184V183H137ZM156 184H158V183H156ZM163 184V183H162ZM182 184H184L183 182H182ZM181 184V185H182ZM25 185H26V189L27 190H25ZM32 186V185H31ZM96 186V185H95ZM130 186H131V184H130ZM129 186V187H130ZM135 186V185H134ZM133 186V187H134ZM159 186V185H158ZM96 187H99V186H96ZM132 187V188H133ZM160 187H163V186H160ZM210 187V188H209ZM219 187V188H218ZM40 189H41V186L39 187ZM128 188V187H127ZM136 188V187H135ZM134 188V189H135ZM39 189V190H40ZM124 189V188H123ZM220 189V192L218 191ZM206 190V191H207ZM188 191V192H187ZM30 192V198H29V200H27L28 199V193ZM175 192H177V191H175ZM24 193H26V196L24 195ZM46 194V193H45ZM177 194V193H176ZM181 194V193H180ZM211 196H213V197H215V198H212ZM45 197V196H44ZM48 198V197H47ZM46 199V198H45ZM45 199H44V201H45ZM196 200V203L195 204H193V205H191V206H189L190 207V211L188 212V211H185V208H186V206L188 205V202L189 203H193V202H195V200ZM203 199V200H204ZM199 201V203L197 204V202ZM188 201V202H187ZM201 201H202V199H201ZM50 201H48V203H49ZM44 204V205H43ZM47 205V204H46ZM190 205V204H189ZM46 207V206H45ZM111 207H112V210H111V212L108 214L109 216H111V215H114V213L112 212L115 208H116V206H114V204L112 203V205H111ZM104 208H105V206H104ZM46 210V212H45V210ZM52 211V210H51ZM103 212V211H102ZM261 212H262V214H261ZM102 214H104V216L106 217L107 215H105V213L103 212V213H101L100 215H102ZM173 214V213H172ZM261 214V215H260ZM98 215V214H97ZM108 216V217H109ZM170 216H172L171 214H170ZM37 217L39 218V220L37 219ZM169 217V216H168ZM85 217H83V220L80 222L79 221V226L81 227L82 226V229H81V233L83 234L84 233V231H86V230H84L85 229V227L86 226H88V225H90L89 223H90V221H89V223H88V221H85V219H87V218H85ZM101 218H103V217H101ZM179 218H181V220L179 219ZM138 219V218H137ZM171 219H172V217H171ZM170 219V222L172 223V221L173 220H171ZM179 219V220H178ZM134 220V219H133ZM131 221V220H130ZM130 223V222H129ZM137 223H140V221L139 222H137ZM171 223H169L168 225H171ZM180 224V227H178L179 226V224ZM36 225V226H40V225ZM134 224V223H133ZM144 224H149V223H144ZM25 227H24V226ZM78 225L76 226V228H74V229H72V231H76V229L78 230L79 228H77L78 227ZM129 225H131V224H129ZM178 225V226H177ZM22 226V227H21ZM131 227H132V225H131ZM134 227H135V225H134ZM137 227V226H136ZM144 228H145V225L143 226ZM146 227H148V228H146V230L148 229L149 230V225L147 226L146 225ZM84 228V229H83ZM22 229V231H24ZM140 230L138 231L137 230V228L135 229L137 232H135L136 234L135 235H137V234H139V233H141L142 235H144V234H147L148 233V231H146L145 229L144 230H142L141 228H139ZM156 229V228H155ZM168 229V228H167ZM168 229V230H169ZM80 230V229H79ZM78 230V231H79ZM82 230H83V232H82ZM130 230H132V229H130ZM262 230V229H261ZM260 230V231H261ZM61 231V230H60ZM59 231V232H60ZM71 230H70V232H69V234H71L70 236L71 237H69V238H71L72 239V243L74 244V240L73 239H75L76 241H75V244L77 243V241H78V239H80V245H78V247L76 248V249H78L79 248V246H82V244L81 243H84L85 245H86V240H84V238L86 237V235L88 234V232L86 233V235H85V233H84V235H83V239H82V235L81 234H78V233H80V232H78V231H76V232H78V233H76V235H78L77 237H76V235L74 236V235H72V232ZM150 231V230H149ZM153 231H154V229H153ZM37 232V231H36ZM40 232V233H41ZM66 232V231H65ZM127 233H125V234H129L130 235V232L128 233V231H126ZM132 232H133V230H132ZM147 232V233H146ZM155 232V231H154ZM158 232V231H157ZM157 232H156V234H157ZM262 232V231H261ZM55 233V234H54ZM62 233H64V232H62ZM167 233V232H166ZM165 233V234H166ZM258 233V232H257ZM24 234H25V232H24ZM158 234H160V233H158ZM263 234V233H262ZM39 235H41V234H39ZM57 237H56V236ZM147 235H151V233H149V234H147ZM146 235V236H147ZM62 236V237H61ZM65 236V240H62L63 239V237ZM72 236H74V237H72ZM79 236H81V238L79 237ZM87 236H89V234L87 235ZM154 236V235H153ZM157 236V235H156ZM160 236H162V234L160 235ZM56 237V238H55ZM77 239H76V238ZM134 237V236H133ZM138 237H140V236H138ZM158 237V236H157ZM166 237V236H165ZM260 237V236H259ZM27 238V237H26ZM34 238V237H33ZM58 238H59V240H61V241H63V243L62 242H60L59 240H58ZM62 238V239H61ZM68 238V239H69ZM132 238V237H131ZM134 238H137V237H134ZM143 238V237H142ZM155 238V236L153 237V239ZM172 238V240H173V242H172V240H170ZM54 239H55V241L57 240V242H59L60 244H59V246H54V244H57V242L56 243H54L55 241H54ZM88 239V238H87ZM140 239V238H139ZM145 239V238H144ZM41 240H43V238L41 239ZM81 240H84L83 242H81ZM141 240V239H140ZM139 240V241H140ZM152 240V239H151ZM154 240H157V239H154ZM164 240H165V238H164ZM170 240V241H169ZM256 240V241H255ZM25 241H26V239H25ZM46 241H43V242H45L46 243ZM54 241V242H53ZM71 241V240H70ZM128 241H129V239H128ZM135 241V240H134ZM144 241V240H143ZM147 241V240H146ZM146 241H144V242H146ZM148 241H149V238H148ZM15 242V243H14ZM23 242V243H22ZM41 242V241H40ZM124 242H125V239H124ZM136 242V241H135ZM134 242V243H135ZM70 243V242H69ZM130 243V242H129ZM128 243V244H129ZM139 243V242H138ZM149 243V242H148ZM174 243V244H173ZM41 244V243H40ZM79 244V243H78ZM83 244V245H84ZM131 244H133V242L131 243ZM142 244V243H141ZM151 244V243H150ZM157 244V243H156ZM168 244V248H170L171 247V245H169ZM77 245V244H76ZM130 245V244H129ZM159 245H161V244H159ZM39 246V245H38ZM123 246V245H122ZM133 246H134V244H133ZM153 246L155 247V245H152L151 247L153 248ZM170 246V247H169ZM20 247H18L19 249H20ZM29 247V246H28ZM49 247V246H48ZM62 247V248H61ZM72 247V246H71ZM76 247V246H75ZM141 247H142V245H141ZM146 247H148V246H146ZM145 247V248H146ZM150 247V246H149ZM148 247V248H149ZM150 247V248H151ZM157 247V246H156ZM159 247V246H158ZM164 248L166 247V244H165V246H163ZM162 247V248H163ZM34 248V247H33ZM33 248L31 247V249L33 250ZM37 248V247H36ZM40 248H42V247H40ZM86 249H87V247H85ZM84 248V249H85ZM22 249V250H23ZM30 249V248H29ZM35 249V248H34ZM79 249H81V250H84V249H82L81 247L79 248ZM78 249V250H79ZM121 249H122V247H121ZM134 249V248H133ZM138 249V248H137ZM142 249V248H141ZM160 249V248H159ZM15 250L17 251L18 249H16L15 248ZM39 250V249H38ZM41 250V249H40ZM60 250H61V253H59L60 252ZM81 250L80 251H77V253L78 252H81ZM139 250V249H138ZM137 250V251H138ZM146 250V249H145ZM153 250H154V248H153ZM162 250V249H161ZM166 250V249H165ZM18 251H20V254H21V256H22V253L25 251H21V250H18ZM26 251H28V250H26ZM149 250H147V252H148ZM157 251V248L154 250V252H156ZM159 251V250H158ZM264 251V250H263ZM22 252V253H21ZM33 251H31V253H32ZM34 252H37V251H34ZM33 252V253H34ZM44 252V251H43ZM42 252V253H43ZM135 252V251H134ZM165 252V251H164ZM166 252H168V251H166ZM65 255H64V254ZM77 253H75L76 255H77ZM132 253V252H131ZM153 253V252H152ZM157 253H160V252H157ZM161 253H163V252H161ZM24 254H26V252L24 253ZM68 254V255H67ZM74 254V255H75ZM106 254V255H105ZM134 254V253H133ZM143 254H145L144 252H143ZM155 254V253H154ZM16 255V257L14 258V256ZM31 255V254H30ZM34 255H36V256H34V257H37V255L38 254H35L34 253ZM62 255V256H61ZM73 255V256H74ZM75 255V256H76ZM107 253H104L103 254V257H102V259L100 260V264H107V262L105 261L106 260V257H107ZM135 255H136V253H135ZM138 255V254H137ZM20 256V255H19ZM65 256H67V257H65ZM78 256H79V259L80 258H82V255H79L78 254ZM154 256V255H153ZM159 256H160V254H159ZM163 256V255H162ZM23 257V256H22ZM21 257V258H22ZM25 257V256H24ZM28 258V257H27ZM44 258V257H43ZM54 258V257H53ZM104 258V259H103ZM157 258H158V256H157ZM163 258V257H162ZM29 259V258H28ZM36 259V258H35ZM40 259V258H39ZM45 259V258H44ZM43 259V260H44ZM55 259V258H54ZM30 260V259H29ZM23 262H21L20 261V263L22 264V263H25V261L24 260H22ZM33 261V260H32ZM47 261V260H46ZM60 262H62L61 261V259L59 260ZM58 261V264H60V262ZM263 261V260H262ZM38 263H39V261H38ZM82 263L83 264H87V263H85V262H83L82 261ZM261 263V262H260ZM19 264V263H18ZM30 264V263H29ZM41 264H44V263H41Z\"/></svg>",
	"mask_w": 264,
	"mask_h": 264
}]
</instances>
